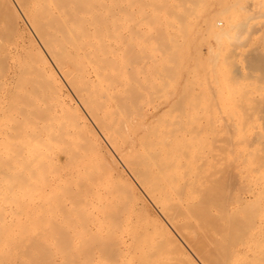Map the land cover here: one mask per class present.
I'll use <instances>...</instances> for the list:
<instances>
[{"label":"bare ground","instance_id":"bare-ground-1","mask_svg":"<svg viewBox=\"0 0 264 264\" xmlns=\"http://www.w3.org/2000/svg\"><path fill=\"white\" fill-rule=\"evenodd\" d=\"M5 1V4H6V0ZM15 1V6H17L19 12L21 13H18V15H22L25 19V21L27 22V27L29 25L32 33L34 34V37L33 38H36L37 42L39 43V45H36V47H29V46H26V45H20L19 43H15V40H17L19 34L17 32L16 34V39L12 36V34H15L12 30L10 31H7L5 32L6 34H3L1 33L2 31V25H1V30H0V65L1 63H11V64H15L16 63V67L19 63V65H22L23 63L24 64H27V63H31L30 65L33 64V66L35 67V69H37L38 71V77H40L41 79V75L40 72H42L43 74L45 73V79H46V75H48L50 77V79L55 82L57 85H59L60 83H62V81H60V79L58 78L61 77V79L63 80V82L66 83L67 88H69L71 90V94H73V96H71L70 92V96L71 98L69 99L68 96H67V99L69 100L68 103L64 104V108L65 110L69 111L68 114H70L71 117H76L77 116V119L78 118H81L82 119V125L85 127V131H86V135H87V138L89 140L88 144H90V147H86L87 148H91V145L93 146V149H94V153H96L95 151H97V153L101 152L103 154V152H105L107 149V153H109V155L111 156V158L115 161V163L117 164L118 162L122 165V167L125 169V171L127 172L128 176L131 178V181L138 185V187H140V190L143 191V193L150 198V200L154 201L156 207H157V210L160 212V214L162 215V217H164V222L162 221L159 226H156V228L154 229V236H152L151 234V237L150 238H141V239H136L137 238V235L135 236V238H126L125 235L123 236L122 233L120 232V230L122 229H118L120 227H118V224L121 222L117 221L120 219H118V211L116 210L115 212H117L118 214H115L114 211L113 213L109 212L110 210L108 209V207L106 208L107 210H109L108 212L105 211V200L107 198V195H106V198L104 197V193L102 194L101 191H97V190H93L94 188V184H95V179L94 180V183L93 185L89 184V186H86L85 184V181H84V184L85 186L80 188L81 186H83L84 184L81 183L80 187H77V184H75L76 186V191L77 192H80V195L79 193L78 196H75L77 195L76 192L73 193V190H74V183L72 184L73 186H70V183L71 181L68 182V179L64 182L62 180V182L65 183V186H67L68 184V187H64V183H63V186L61 185V190H65V188H69L68 191L70 190V192H68L67 194H70V193H73V194H70L69 197L65 194V193H62L63 195L62 196H66L65 199L66 202H64V197H62L61 195H57V197H60L61 196V199L59 198V200H54L56 197L50 195L53 188L57 191V188H60V185H58V187L56 188V183H62L61 180H59L60 178H58V180L60 181H57V177H53V178H50L49 176H47V173H45L46 169L44 170V166H43V161L42 159H40L41 157L39 155H41V153L43 154L44 150L41 151V146H45V138H43L44 135H46L48 137L51 136L50 134V130H49V133L48 135L45 133H38L40 130L38 129L37 125L38 123L36 124H32L31 121H29L27 119V117H29V108H24V106L26 107L27 104H25L24 106H19L18 104H21L19 102H17L16 100V104L13 105L12 107H10L7 111L9 112L8 114H3V108L2 106H0V264H264V193H262V191H264V107L262 108H258L255 110V111H251V112H254V120L255 123L253 124V127L252 129H246L247 131L250 130L247 135L245 136V140H244V137H243V140L241 139H238V140H241L240 142H243L241 143L242 146H241V150L239 151V154L237 156V154H235V156L237 157V162L239 164H236L235 167H239V173H238V177L236 176V173L233 169V167L231 168L230 167V170L233 169V173H234V177L232 174V178L233 180L230 181L231 184L228 186V183H223V187L222 189H218L215 187V188H208V189H202L200 186L202 184L199 185V189L201 190H197V186L195 188V185L193 186V181H192V185L191 187L193 186L195 188L196 191H192V192H188L187 189L184 191L183 187L182 186V190L180 191V189H176L172 187L171 188H167L166 187V181H165V178H164V175L162 174H155L154 171L152 170V167L151 165H149V158H150V155H155L157 157H151L150 159L153 160V162H157L156 164H154L155 166L157 167H161L162 164H164L162 161L163 159L162 158H159L161 157V155L159 156L158 152H153L155 149L152 150V152L150 153L148 149H145L144 152H146V150H148L147 154L150 153L147 157L144 156V154H138L137 156L139 158H137L138 160L136 161V157L135 156V153L132 155L134 159H129V158H126V161H128L129 163L128 164H124V162L120 159V157L118 156L117 154V150H121L122 151V147L120 149H116L115 151L112 149V147L109 145L108 142L112 141L109 139V141L107 142L108 138H110L108 134H111L110 130H113V128L111 127V123L109 124L108 119L106 118V122L109 124H107L106 126V129L107 131H104L103 129H101V131L104 133V132H108L109 130V133L107 134L108 135V138H106L105 136L106 135H103L100 131H99V128H97V126H99L100 124L102 126H100V128L104 127L103 125V122H102V119H99V121L97 120L96 116H95V113H97L99 110L105 112L106 110L110 109V105H111V102L114 100L115 101V98L118 97L120 98L121 96L119 95H123L125 97V95L127 93L125 92H128L130 90V87L129 90H126L128 89L125 84H128V83H131V82H128L127 83V79L129 78H125L126 79V83H124V81L122 82L120 80V68L125 66L123 65L122 63H119L118 60L122 58V56L124 57L125 55V52H124V55L122 53V51H127V49L129 48H123L122 51H120V54H122V56L118 55V46H124L125 43H121L122 40H120V35L118 34L117 31H119V26H120V22H121V18H120V15L123 16L122 17V21H124L125 23L129 22L130 19L132 18V16H134V12H138L140 13L141 15H148L149 13H155V14H172L171 16L175 17V15L179 14L181 11V13L184 12V10H188V6L191 4L190 1L191 0H14ZM199 1V0H198ZM203 1V0H201ZM210 1V0H209ZM208 1V2H209ZM247 1V0H246ZM257 0L253 1V2H256ZM192 2V1H191ZM204 2V1H203ZM202 2V3H203ZM211 2V1H210ZM260 2V1H259ZM13 3V2H12ZM194 3V1L192 2ZM197 3V2H196ZM201 3V4H202ZM221 3V2H220ZM244 3V2H243ZM247 4L250 3L249 1L246 2ZM199 4V2H198ZM252 4V3H251ZM251 4H250V8H251ZM256 4V3H255ZM257 4H259L257 2ZM6 8H9V11L11 10L10 9V5L9 7L7 5H5ZM193 6V5H192ZM197 6V5H196ZM196 6H193V8L195 9ZM220 6V5H219ZM248 6V5H247ZM254 6V5H252ZM256 6V5H255ZM254 6V7H255ZM258 6V5H257ZM262 6V5H261ZM2 7V6H1ZM0 7V9H1ZM13 7H14V4H13ZM201 7V6H200ZM253 7V8H254ZM12 8V7H11ZM15 8V7H14ZM214 8V7H213ZM227 8V7H226ZM225 7L223 8V10H227ZM248 8V7H247ZM246 8V9H247ZM249 8V9H250ZM252 8V9H253ZM258 8V7H257ZM256 8V9H257ZM260 8V7H259ZM190 9V8H189ZM197 9V8H196ZM195 9V10H196ZM256 9H254V11H256ZM3 10V8L1 9ZM8 10V9H7ZM191 10L192 7H191ZM190 10V11H191ZM199 10V9H198ZM207 10V9H206ZM248 10V9H247ZM258 10V9H257ZM17 11V9H16ZM205 11V10H204ZM250 11V10H249ZM4 11H2L3 13ZM186 12V11H185ZM193 13V11H191ZM259 12V11H258ZM262 12V11H261ZM1 13V14H2ZM7 13V11H6ZM11 13V11L9 12ZM191 13V14H192ZM204 13V12H203ZM133 14V15H132ZM188 15V13H186ZM186 14H184L186 16ZM218 14V12H217ZM18 15L16 14L15 11L12 12V15L10 14V16H12V18L10 17L9 19H13V20H10L12 21L10 24H12L13 26H17L18 25V22L17 19L18 18ZM19 15V16H20ZM150 15V14H149ZM148 15V16H149ZM154 15V14H153ZM157 15V16H158ZM180 15V14H179ZM183 15V16H184ZM216 15V14H215ZM3 16V15H2ZM6 16V15H5ZM21 16V17H22ZM137 16V15H136ZM143 16V17H144ZM168 16V15H167ZM195 16V14H194ZM135 17V16H134ZM133 17V19H134ZM149 17H153V16H149ZM156 17V15L154 16ZM153 17V19H154ZM182 16H180L181 18ZM3 18V17H2ZM8 18V17H7ZM146 18V17H144ZM157 18V17H156ZM160 17H158L159 19ZM167 18V17H166ZM169 18V17H168ZM178 17V19H180ZM207 18V16H206ZM1 19V18H0ZM140 18H138L139 20ZM142 19V18H141ZM147 20L149 18H146ZM157 19V20H158ZM174 20L175 23L176 22H179L181 19H186L185 17L184 18H181L180 20ZM213 19V18H212ZM4 20V18L2 19ZM166 20V19H165ZM204 20V19H203ZM14 21V22H13ZM140 21V20H139ZM159 21V20H158ZM170 21V19L168 20ZM166 21V23L168 22ZM173 21V22H174ZM185 20H183L182 22H184ZM198 21V20H197ZM4 22V21H3ZM138 22V21H137ZM144 22V21H143ZM147 22V21H146ZM145 22V23H146ZM172 22V23H173ZM7 23V22H6ZM21 23V22H20ZM126 23V24H127ZM135 23V21H134ZM142 23V22H139V24ZM154 23H157V22H154ZM170 23V22H168ZM173 23V25L175 24ZM180 23V22H179ZM178 23V24H179ZM186 23V22H184ZM0 24H1V20H0ZM3 24V23H2ZM24 24V23H23ZM123 24V22H122ZM161 25V23H159ZM171 24V23H170ZM183 24V23H182ZM181 24V25H182ZM189 24V23H188ZM200 24V23H199ZM203 24V23H202ZM207 24V22H206ZM11 25V26H12ZM129 25V24H128ZM133 25V24H132ZM131 25V26H132ZM136 25V24H135ZM171 24V26H173ZM180 25V24H179ZM205 25V23H204ZM4 26V25H3ZM12 26V27H13ZM15 26V28H16ZM130 26V25H129ZM151 26V25H150ZM150 26H148L150 28ZM153 26V25H152ZM151 26V27H152ZM162 26V25H161ZM200 26V25H199ZM206 26V25H205ZM209 26V25H208ZM5 27V26H4ZM18 27V26H17ZM21 27V26H20ZM121 27V26H120ZM124 27V25H123ZM136 26H134L135 28ZM147 27V26H145ZM155 27H158V29H161L159 28L160 26H158L156 24ZM14 28V29H15ZM26 28V27H25ZM138 28V27H136ZM153 28V27H152ZM165 28V27H164ZM177 28V27H176ZM175 28V29H176ZM184 28V27H183ZM182 28V30H183ZM203 28H205L203 26ZM261 28V27H260ZM23 29V28H22ZM22 29L20 31H22ZM154 29V28H153ZM170 29V28H168ZM179 30V28H177ZM185 29V28H184ZM4 30V29H3ZM6 30V29H5ZM4 30V31H5ZM18 30V28H17ZM29 30V28H28ZM127 30V29H125ZM134 30V29H133ZM143 30V28L141 29V31ZM195 30V29H194ZM205 30L208 31V28H206ZM204 30V31H205ZM261 30H264V28H262ZM31 31H28L31 33ZM124 31V30H123ZM122 31V32H123ZM139 31V30H138ZM145 31H148L145 30ZM160 30H158L157 32L159 33ZM163 32H165L164 30H162ZM168 31V30H167ZM185 32V30H183ZM259 31V29L257 30ZM256 31V32H257ZM13 32V33H12ZM25 32V31H24ZM151 32V31H150ZM149 32V34H150ZM181 32V31H180ZM199 32V31H198ZM9 33V34H8ZM11 33V34H10ZM23 33V32H21ZM31 33V34H32ZM161 33V32H160ZM167 33V32H166ZM171 33V32H170ZM255 33V32H253ZM25 35V33H23ZM27 34V33H26ZM30 34V35H31ZM32 34V36H33ZM121 34V33H120ZM148 34V33H146ZM195 34V32L193 33ZM256 34V33H255ZM6 35V36H5ZM22 35V34H21ZM123 35V34H122ZM129 35V34H128ZM141 35H142V32H141ZM153 35V34H152ZM156 36H158L157 34H155ZM160 35V34H159ZM164 35V34H163ZM183 35V34H182ZM197 35V34H196ZM23 36V35H22ZM126 36V35H125ZM124 36V37H125ZM149 36V35H148ZM166 36V35H165ZM185 36V35H184ZM207 36V35H206ZM209 36V35H208ZM253 36V35H252ZM251 36V38H252ZM256 36V35H255ZM254 36V37H255ZM14 39H13V38ZM24 37V36H23ZM20 40H22V38ZM124 37L122 38L123 39V42H125L126 38L124 39ZM153 37V36H152ZM161 37V36H160ZM167 37V36H166ZM170 37V36H169ZM172 37V36H171ZM186 37V36H185ZM189 37V36H188ZM20 38V37H19ZM128 38V37H127ZM133 39V37H131ZM143 38V36H142ZM140 37V39H142ZM156 38V37H154ZM153 38V39H154ZM165 38V37H164ZM184 38V37H182ZM209 38V37H208ZM207 38V39H208ZM256 38H258L256 36ZM24 39V38H23ZM26 40L28 38H25ZM137 39V38H136ZM149 39V38H148ZM158 39V37H157ZM163 39V38H162ZM179 39V38H178ZM264 39V38H262ZM170 40V39H169ZM186 40V39H185ZM18 41V40H17ZM24 41V40H23ZM121 41V42H120ZM137 41V40H136ZM146 41V40H145ZM151 41V40H149ZM154 41V40H153ZM159 42V40H157ZM182 41V40H181ZM257 41V40H255ZM25 42V41H24ZM36 42V43H37ZM139 42V41H137ZM143 42V41H142ZM156 42V41H155ZM168 42V41H167ZM179 42V41H178ZM192 42V41H191ZM251 42V41H250ZM249 42V43H250ZM264 42V41H262ZM22 43V41H21ZM37 43V44H38ZM119 43H121L119 45ZM127 44H129V42L127 41L126 42ZM131 43V42H130ZM172 43V42H171ZM183 43V42H182ZM193 43V42H192ZM248 43V44H249ZM255 43V42H254ZM24 44V43H23ZM143 44H145L143 42ZM142 44V45H143ZM149 44V43H148ZM151 44V43H150ZM156 44V43H155ZM159 44V43H158ZM168 44V43H167ZM199 44H202V43H199ZM246 44V43H245ZM251 44V43H250ZM249 44V45H250ZM131 45V44H129ZM133 45V43H132ZM137 45V44H136ZM152 45V44H151ZM198 45V44H197ZM248 45V46H249ZM253 45V44H252ZM257 45V44H256ZM128 46V45H127ZM145 46V45H144ZM147 46V45H146ZM150 46V45H149ZM165 46V45H164ZM169 46V45H168ZM196 46V45H195ZM202 46V45H201ZM215 46V45H214ZM125 47V46H124ZM136 47V46H135ZM142 47V46H141ZM141 47H137L139 49H143ZM148 47V46H147ZM152 50H155L152 48V46H150ZM154 47V46H153ZM171 48V46H169ZM174 46H172L173 48ZM212 46H210L211 48ZM253 47V46H252ZM258 47V46H257ZM121 47H119L120 49ZM133 48V47H130V49ZM236 48V47H235ZM247 48V47H246ZM261 48V47H260ZM122 49V48H121ZM125 49V50H124ZM129 49V50H130ZM138 49V51H139ZM183 49V48H182ZM198 49V48H197ZM209 49V48H208ZM244 49V48H243ZM248 49H250V51L253 50V48L251 49V47H249ZM255 49V48H254ZM259 49V48H258ZM133 50V49H132ZM147 49H143V51H145ZM151 50V51H152ZM168 50V52H171V50L169 51V48L166 49ZM178 50V49H177ZM211 50V49H210ZM209 50V51H210ZM214 50V49H213ZM261 50V49H260ZM137 50L135 49V54L137 53L136 52ZM143 51H139V52H143ZM150 51V50H149ZM163 51V50H162ZM172 51H175V50H172ZM235 51V50H234ZM241 51V50H240ZM246 51V50H245ZM257 51V50H256ZM255 51V52H256ZM139 52H138V56H142V55H139ZM154 52V51H153ZM157 52V51H156ZM182 52H184L182 50ZM196 52V51H195ZM194 52V53H195ZM201 52V51H200ZM249 52V51H248ZM247 52V53H248ZM258 52V51H257ZM261 52V51H260ZM130 53V51H129ZM176 53L173 52L172 54ZM198 52H196L197 54ZM211 53V51H210ZM236 53H238L236 51ZM250 53H253V52H250ZM128 54V52H127ZM126 54V55H127ZM132 54V53H131ZM148 54V53H147ZM167 54V53H166ZM177 54V53H176ZM201 55V53H199ZM214 54V53H213ZM243 54V53H242ZM261 54V53H260ZM130 55V54H128ZM127 55V56H128ZM134 55V54H133ZM146 55V54H145ZM144 55V57H145ZM152 55H154L152 53ZM151 55V56H152ZM155 55H158V53ZM161 55V54H160ZM169 55V54H168ZM167 55V56H168ZM186 55V54H185ZM195 55V54H194ZM199 55V56H200ZM204 55V54H203ZM208 55H210L208 53ZM248 55V54H247ZM252 55V54H251ZM125 56L123 58V62H125L127 64V61H126V57ZM165 56V55H164ZM178 56V55H177ZM180 56V55H179ZM183 56V55H182ZM188 56V55H187ZM231 56V54H230ZM237 56V55H236ZM240 56V55H239ZM261 56V55H259ZM155 57V56H154ZM158 57V56H157ZM163 57V56H161ZM169 57V56H168ZM170 57H172V55H170ZM169 57V58H170ZM185 57V56H184ZM184 57H182L184 59ZM210 57V56H209ZM244 58H246V56H243ZM252 57V56H251ZM254 57V56H253ZM119 58V59H118ZM129 58V57H128ZM150 58V57H149ZM152 58V57H151ZM150 58V59H151ZM177 58V57H176ZM175 58V61H177ZM192 58V57H191ZM203 58V57H202ZM206 58V57H205ZM232 58V56H231ZM235 58V56L233 57ZM237 58V57H236ZM242 58V57H241ZM248 59H246V65L248 62H251L248 67L251 68L252 74H249L251 75V78H253V80L255 82H260L262 83V81H264V61H262L261 58H264V57H257L256 56V59L258 60H261L262 62L260 61H254V58L252 61H250L251 59H249V57H247ZM156 59V58H155ZM155 59H151L155 61ZM179 59V57L177 58ZM212 59V58H210ZM214 59V58H213ZM228 59V58H226ZM135 60V59H133ZM132 60V61H133ZM137 60V59H136ZM142 60V58H141ZM159 60V59H158ZM173 60V59H172ZM193 60V59H192ZM203 60V59H202ZM222 60V59H221ZM231 60V59H230ZM233 60V59H232ZM242 60V59H241ZM249 60V61H248ZM144 61H146V58L144 59ZM150 61V60H149ZM186 61V60H185ZM224 61L226 62V60L224 59ZM248 61V62H247ZM122 62V61H121ZM129 62V61H128ZM141 62V61H140ZM172 62V61H171ZM199 62V60H198ZM204 62V61H203ZM206 62V61H205ZM224 62V63H225ZM232 62V61H231ZM239 62V61H238ZM241 62H245V61H241ZM22 63V64H21ZM142 63V62H141ZM177 63H179L177 61ZM182 63V61H181ZM201 63V62H200ZM237 63V62H236ZM236 63H233L234 65H236ZM119 64L121 66H119ZM132 64V63H130ZM129 64V69L130 67L132 68L133 66ZM203 64V63H202ZM202 64H199V65H202ZM5 65V64H4ZM3 65V66H4ZM144 66V64H142ZM161 65H164V64H161ZM178 65V64H177ZM175 63L172 65V70H173V66H177ZM181 65V64H180ZM179 65V66H180ZM187 65V63H186ZM196 64H194L195 66ZM226 65V63H225ZM232 65V63H231ZM230 63H229V66H231ZM234 65H232L234 67ZM251 65V66H250ZM2 66V65H1ZM2 66V67H3ZM8 66V65H7ZM13 66V65H12ZM11 66V67H12ZM23 66V65H22ZM166 66V65H165ZM189 66V65H188ZM205 66V64H204ZM213 66V65H211ZM237 66V65H236ZM10 67V66H9ZM28 67V66H26ZM30 67V66H29ZM32 67V66H31ZM140 67V66H139ZM170 67V66H168ZM201 67V66H200ZM207 67V66H205ZM221 67V66H220ZM241 67V66H240ZM244 67V66H243ZM1 68V67H0ZM8 67H5V70H2L3 68H1L0 70V87L2 86H5V84L9 81H11L15 75H19L18 72H21L20 73L21 75H25L26 71H28L27 69H22L20 68V66L17 68H12V70L10 71L9 68L6 69ZM127 67L125 66V68H121L122 69H126ZM142 68V66L140 67ZM156 68V67H155ZM163 68V67H162ZM161 68V69H162ZM165 68V67H164ZM181 68V67H179ZM199 68V67H198ZM210 68V66H209ZM225 68V67H224ZM229 68V67H228ZM227 68V69H228ZM246 68V67H245ZM30 69H33V68H30ZM34 69V70H35ZM143 69V68H142ZM169 69V68H168ZM195 69V68H194ZM202 68H200L201 70ZM206 69V68H204ZM217 69V68H216ZM235 69V68H234ZM240 69V68H239ZM239 69H237L236 71L239 72ZM25 70V71H24ZM56 70V71H54ZM131 70V69H130ZM133 70V68H132ZM150 70V69H149ZM164 70V69H163ZM171 69H169L168 71L170 72ZM178 70V68H177ZM176 70V71H177ZM212 70V69H211ZM215 70V69H213ZM222 70V68H221ZM220 70V71H221ZM241 70V69H240ZM259 70H262V71H259ZM23 71H24V74H23ZM125 71V70H124ZM123 71V73H124ZM128 71V70H126ZM144 72V70H142ZM157 71V70H155ZM191 71V70H189ZM193 71V70H192ZM242 71V70H241ZM4 72V73H3ZM31 72L33 71H30V74ZM35 72V71H34ZM58 72V76L56 75V73ZM132 72V71H131ZM134 72V70H133ZM138 72H141V70L139 69ZM153 72V71H152ZM150 72V73H152ZM205 72V71H204ZM214 72V71H213ZM213 72H210V73H213ZM224 72V71H223ZM230 72H231V68H230ZM246 72V70H245ZM249 72V70H248ZM28 73V72H27ZM149 73V74H150ZM166 73V71H165ZM168 73V72H167ZM166 73V74H167ZM178 73V72H177ZM189 73V72H187ZM207 73V72H206ZM232 73L234 74V72L232 71ZM242 73V72H241ZM247 73V72H246ZM250 73V72H249ZM29 74V73H28ZM27 74V75H28ZM34 74V73H32ZM125 74H127V76H131L129 73L125 72ZM124 74V75H125ZM129 74V75H128ZM153 74V73H152ZM159 74V73H158ZM157 74V75H158ZM161 74V72H160ZM159 74V75H160ZM195 74V73H194ZM205 74V73H203ZM202 74V75H203ZM229 74V72H228ZM17 75V76H18ZM20 75V77H22ZM36 75V73L34 74ZM134 75H137L135 74L134 72ZM156 75V73H155ZM169 75V73H168ZM189 75V74H188ZM196 75V74H195ZM201 75V74H200ZM217 75V74H216ZM227 75V74H226ZM225 75V76H226ZM43 76V75H42ZM170 76H172L170 74ZM209 76V75H208ZM213 79H210L211 81L212 80H215V75H213ZM224 76V77H225ZM233 76H236L235 74ZM245 76V74H244ZM25 76H23L24 78ZM29 77H32L30 75L27 76V78ZM125 77V76H123ZM133 77V76H131ZM158 77V76H157ZM155 77V78H157ZM173 77V76H172ZM223 77V76H222ZM232 77V76H231ZM18 78V77H17ZM16 78V79H17ZM159 78V77H158ZM171 78V77H170ZM185 78V77H184ZM201 78V77H200ZM203 78V77H202ZM206 78V77H204ZM211 78V77H210ZM221 78V77H219ZM227 78V77H226ZM235 77H233V80H234ZM237 78V77H236ZM235 78V79H236ZM22 79V78H21ZM20 79H18V82L19 83H16L15 82V86L16 84H20V82L22 81ZM25 80L27 81H30V80H34V78H30L29 79H26V77L24 78ZM24 79H23V82H24ZM35 79H36V76H35ZM44 79V78H43ZM49 79V80H50ZM133 79H137V76ZM140 79V78H139ZM161 79V78H160ZM163 79V78H162ZM161 79V80H162ZM190 79V78H189ZM209 79V78H208ZM218 79V78H217ZM225 79V78H224ZM239 79V78H237ZM236 79V80H237ZM241 79V77H240ZM247 79V78H245ZM42 80V79H41ZM40 80V82H41ZM48 80V79H47ZM134 80H131L129 79V81H132V85L133 83L136 81ZM160 80V81H161ZM171 81V79H169ZM183 80V79H182ZM232 80V79H231ZM244 80V79H243ZM249 80V79H248ZM252 80V81H253ZM13 81V80H12ZM17 81V80H16ZM25 81V84H27ZM39 81V80H38ZM44 81V80H43ZM139 81V80H138ZM157 81V80H156ZM201 81V80H199ZM198 81V82H199ZM211 81H209L208 83H210ZM226 81V80H225ZM251 81V82H252ZM31 82V81H30ZM39 82V83H40ZM45 82V81H44ZM86 82V83H85ZM87 82L90 84L91 83H95V88L94 86L93 87H90L91 85L93 84H88V85H85L87 84ZM151 82V81H149ZM189 82V81H188ZM207 82V81H206ZM218 82V81H216ZM241 82V81H240ZM238 81V83H240ZM243 82V81H242ZM34 83V82H33ZM35 83H36V80H35ZM48 84H50L49 82H47ZM54 83V85H55ZM124 83V84H123ZM139 83V82H137ZM202 83V82H201ZM205 83V82H204ZM203 83V84H204ZM222 83V81H221ZM220 83V84H221ZM227 83V82H226ZM224 83V85L226 84ZM232 82H230L229 84H231ZM237 83V82H236ZM244 83V82H243ZM248 83V82H247ZM257 83H254L252 85H255ZM24 85V83H21V85ZM63 84V83H62ZM151 84V83H150ZM154 84V82L152 83V85ZM186 84H187V81H186ZM190 84V83H189ZM195 84V83H194ZM197 84V83H196ZM200 84V83H199ZM201 84V85H203ZM217 84V83H216ZM219 84V86H220ZM233 84V83H232ZM242 84V83H241ZM249 84V83H248ZM39 85V84H38ZM43 85V83H42ZM57 85H56V88H54L57 92ZM61 85V84H60ZM130 85V84H129ZM135 85V84H134ZM137 85V84H136ZM135 85V86H136ZM141 85V84H139ZM163 85V84H162ZM168 85V84H167ZM205 85V84H204ZM213 85V84H212ZM222 85V84H221ZM223 85V86H224ZM240 84H238L239 86ZM245 85V84H244ZM250 85V84H249ZM248 85V86H249ZM258 85V84H257ZM256 85V87H257ZM12 86V85H10ZM14 86V89H17L18 87L15 88ZM47 86V85H45ZM49 86V85H48ZM52 86V85H51ZM65 86V85H64ZM89 86V87H88ZM124 86L126 87V89L124 88ZM143 86V85H141ZM146 86V85H145ZM156 86V85H155ZM164 86V85H163ZM189 86V85H188ZM210 86V84L208 85ZM207 86V88H208ZM222 86V87H223ZM229 86V85H228ZM232 86V85H230ZM237 86V88H238ZM1 87V88H2ZM30 87H32L30 85ZM39 87V86H38ZM53 87V86H52ZM55 87V86H54ZM59 87V86H58ZM94 88L93 91L96 90H100V91H103L104 92V95L102 94H95L97 96V98H100L102 96V99L105 101H101V98L100 100L96 99V96L94 95L93 96V100H90V97L91 96V93H89L90 95H88L86 97V92L88 93L89 91L86 90V88ZM123 87V90L125 89V92L122 90L120 92V88ZM140 87V86H139ZM173 87V86H172ZM187 87V86H186ZM191 87V86H190ZM193 87V86H192ZM22 88V87H21ZM23 88L25 89V85L23 86ZM22 88V89H23ZM33 88H35L33 86ZM31 88V90L33 89ZM44 88V86H43ZM59 88H64L63 86L62 87H59ZM136 88V87H135ZM153 88V87H151ZM156 88H158L156 86ZM205 88V89H207ZM237 88H234L236 90H239ZM252 88V87H251ZM254 88V87H253ZM258 88V87H257ZM261 88V87H260ZM19 89V88H18ZM52 89V88H51ZM65 89V88H64ZM68 89V90H69ZM147 89V88H146ZM161 89V88H160ZM160 89L158 88L157 90L160 91ZM184 89V88H183ZM189 89V88H188ZM187 89V93H189L190 91ZM192 89V88H191ZM213 89V88H212ZM215 89V92H216V88ZM223 89V88H222ZM225 89V88H224ZM223 89V90H224ZM230 89V88H228ZM241 89V87H240ZM255 89V88H254ZM3 90V89H2ZM12 90V91H13ZM26 90V89H25ZM24 90V91H25ZM30 90V89H28ZM35 90V89H34ZM41 90V89H40ZM47 90V89H46ZM67 90V89H66ZM135 89H131V91H133ZM144 90V89H142ZM173 89H171L170 91H172ZM209 90V89H208ZM211 90V89H210ZM218 91L220 89H217ZM242 90V89H241ZM245 90V89H243ZM250 90V88H249ZM18 91V90H17ZM22 91V90H21ZM20 91V92H21ZM38 91V90H37ZM50 91V90H49ZM48 91V93H49ZM100 91L98 93H100ZM119 91V92H118ZM137 91V92H135ZM134 92H131V95L129 96L127 94V97L130 98V97H133L132 99H134L133 101L130 100L136 105L138 103V101L135 102V98L132 94H135V93H139L136 88ZM146 91V90H144ZM149 91V90H148ZM148 91L146 93H148ZM158 91V92H159ZM167 91V90H166ZM182 90H180L181 92ZM193 91V90H192ZM222 91V90H221ZM225 91V90H224ZM230 91V90H229ZM240 91V90H239ZM253 91V90H252ZM251 91V92H252ZM5 92V91H4ZM9 92V91H8ZM31 92V91H30ZM44 92V91H43ZM55 92V93H56ZM60 92V91H59ZM58 92V93H59ZM118 92V96H116ZM125 93V94H121V93ZM151 92V91H150ZM153 92V91H152ZM214 92V91H213ZM220 92V91H219ZM26 93V94H25ZM25 95L24 96H27V91H25ZM39 93V92H38ZM45 93V92H44ZM57 93V95H58ZM64 93V92H63ZM68 93V92H67ZM155 93V92H154ZM184 93V92H183ZM194 93V92H192ZM198 93V92H197ZM196 93V94H197ZM228 93V92H227ZM231 93V92H229ZM236 93V92H235ZM239 93V92H238ZM261 93V91H260ZM3 94V93H1ZM0 94V95H1ZM10 94V93H8ZM21 94V93H20ZM19 92H18V95H20ZM30 94V93H29ZM53 94V93H51ZM62 94V93H61ZM106 94V95H105ZM141 92L139 93V95H136L135 94V97H139L141 96L140 95ZM163 94V92L161 93ZM186 94V93H185ZM207 94H209L207 92ZM221 94V93H220ZM223 94V92H222ZM225 94V92H224ZM223 94V95H224ZM244 94V93H242ZM241 94V95H242ZM7 95V94H6ZM13 95V94H12ZM11 95V96H12ZM93 95V94H92ZM147 95H150V94H147ZM170 95V94H169ZM179 95V94H178ZM189 95V94H188ZM205 95V94H204ZM217 95V94H215ZM222 95V96H223ZM226 95V94H225ZM228 95V94H227ZM232 95V93H231ZM246 95V94H245ZM253 95V94H252ZM262 95V93H261ZM9 96V95H8ZM34 96V95H33ZM36 96V95H35ZM55 96V95H54ZM61 96V95H60ZM116 96V97H115ZM122 96V97H123ZM154 96L157 97L156 94H154ZM181 96V95H180ZM196 97L199 96L198 95H195ZM208 96V95H207ZM237 96V94H236ZM14 97H17V93H16V96L14 95ZM20 97V96H19ZM29 98V96H27ZM39 97V96H38ZM46 97V96H45ZM59 97V95L57 96ZM66 97V95H65ZM64 97V98H65ZM74 97V99L72 98ZM106 97V98H105ZM123 98H120V102L121 104H118L116 107L119 109H121L123 107V112H124V109L127 107L126 105L122 106V104H125L124 101H127L126 103H128V100L124 99ZM152 98V95L150 96ZM185 98V96H183ZM183 97H180L183 99ZM201 97V96H200ZM210 97V95H209ZM208 97V99H209ZM214 97V96H213ZM212 97V98H213ZM227 97V96H226ZM232 97V96H231ZM250 97V96H249ZM8 98V97H7ZM55 98V97H53ZM86 98H88L86 100ZM105 98V99H104ZM143 98V96H142ZM187 98V97H186ZM211 98V100H212ZM217 97L215 96V100L219 99V98H223V97ZM229 98V97H228ZM253 98V97H252ZM254 98H257V97H254ZM262 98V97H261ZM30 99V98H29ZM34 99H38V98H34ZM40 99V98H39ZM38 99V101H39ZM52 99V98H50ZM49 99V100H50ZM59 99V98H58ZM61 99V98H60ZM113 99V100H112ZM123 99V100H122ZM139 99V98H137ZM136 99V100H137ZM158 99V97H157ZM260 99V98H258ZM33 100V99H31ZM48 100V99H47ZM48 100V101H49ZM54 100V99H52ZM63 100V99H62ZM75 100V101H74ZM116 100H118L116 98ZM122 100V101H121ZM129 100V101H130ZM140 100V99H139ZM144 100V99H143ZM222 100V99H220ZM219 100V102H220ZM224 100L225 97H224ZM240 100V99H239ZM245 100V99H244ZM248 100V98H247ZM246 100V101H247ZM256 100V99H255ZM2 101V100H1ZM0 103L1 104H5V99ZM6 101H8L6 99ZM10 101V100H9ZM51 101V100H50ZM56 101V100H55ZM61 101V100H60ZM64 101V100H63ZM62 101V102H63ZM67 101V100H66ZM92 102V103H89V102ZM99 102V105L101 102V107L97 106L95 107L96 105H92L94 103H98ZM146 101V100H145ZM151 100L149 99V102ZM153 101V99H152ZM195 101V100H194ZM201 101V100H200ZM213 101V100H212ZM233 101V100H232ZM235 101V100H234ZM242 101V100H241ZM264 101V100H262ZM259 102V103H262ZM26 102V101H25ZM30 102V101H28ZM34 102V100H33ZM37 102V101H36ZM44 102H46L44 100ZM53 102V101H52ZM61 102L60 106L63 105V103ZM65 102V101H64ZM119 102V103H120ZM132 102H129L131 103L132 106L129 107L130 104H128V108H127V111L126 113L128 112V109H132L133 108L135 109V105L132 104ZM185 102V101H184ZM202 102V101H201ZM209 103L207 104H212L213 103L211 101H208ZM222 102V101H221ZM244 102V101H242ZM257 102V100H256ZM7 103V102H6ZM48 104V102H46ZM57 103V102H56ZM142 103V102H141ZM145 102L143 101L142 104H144ZM179 103H180V100H179ZM229 103V102H228ZM232 104L236 102H231ZM241 103V102H240ZM0 104V105H1ZM11 104V103H9ZM14 104V103H13ZM35 104V103H34ZM37 104V103H36ZM50 104V102H49ZM55 104V103H54ZM116 104V102H115ZM171 104V103H170ZM181 104H183L181 102ZM218 104V103H217ZM216 104V105H217ZM220 104V103H219ZM251 103H249L250 105ZM254 104V103H253ZM22 105V104H21ZM29 105V104H28ZM40 105V104H39ZM43 105V104H42ZM53 105V104H52ZM66 105V107H65ZM134 105V106H133ZM140 105V104H139ZM145 105V104H144ZM150 105V104H149ZM196 105V104H195ZM193 105V107L196 108V106ZM200 105V104H199ZM206 105V104H205ZM215 105V106H216ZM222 105V103H221ZM227 105V104H225ZM239 105V104H236V106ZM241 105H244L241 104ZM248 105V106H249ZM260 105V104H259ZM29 106H32V105H29ZM27 106V107H29ZM37 106V105H36ZM48 106V105H47ZM141 106V105H140ZM139 106V107H140ZM198 106V105H197ZM214 106V107H215ZM218 106V105H217ZM229 106V105H228ZM252 106V105H251ZM262 106V105H261ZM35 106H32V109H34ZM53 107V106H52ZM55 107V105H54ZM53 107V108H54ZM80 107L84 113H85V116L86 117H83L80 112H79V108ZM133 107V108H132ZM138 107V106H137ZM170 107H173V106H170ZM170 107L168 109H170ZM175 107V106H174ZM207 107V106H206ZM223 107V106H222ZM220 107V108H222ZM230 107V106H229ZM234 107V106H233ZM240 107V106H239ZM238 107V108H239ZM8 108V107H7ZM31 108V107H30ZM176 108V111L178 110L177 107ZM175 108H171V109H175ZM190 108V107H189ZM210 108V106H209ZM217 108V107H216ZM215 108V109H216ZM225 108V106H224ZM228 108V107H226ZM237 108V109H238ZM242 108H245L242 106ZM250 108V107H249ZM42 109V108H41ZM40 109V110H41ZM45 109V108H44ZM50 109V108H49ZM55 109V108H54ZM130 109V110H131ZM141 109V108H140ZM153 109V108H152ZM182 109H183V106H182ZM233 109V108H232ZM230 109V111L232 110ZM252 109V107H251ZM6 107H5V111H6ZM39 110V109H38ZM37 110V111H38ZM64 110V109H61V111ZM98 110V111H97ZM115 112L113 113H116V112H120L121 110H117L114 109ZM126 110V109H125ZM136 110V109H135ZM166 110V109H165ZM164 110V111H165ZM199 110V109H197ZM196 110V111H197ZM227 110V109H225ZM240 110H243V109H240ZM32 111V110H31ZM35 111V110H34ZM36 111V112H37ZM43 111V109H42ZM53 111V110H52ZM101 111V112H102ZM109 111V110H108ZM139 111V110H138ZM206 111V110H205ZM209 111H211L209 109ZM219 111V110H218ZM217 111V113H218ZM229 111V112H230ZM236 111V109L234 110V112ZM40 112V111H39ZM48 112V111H47ZM50 112V110H49ZM48 112V113H49ZM100 112V113H101ZM103 112L101 113L103 115ZM123 112H122V115H123ZM131 112V111H129ZM149 112V111H148ZM180 112V111H179ZM222 112H223V109H222ZM35 113V112H34ZM124 113L126 116L129 114H126ZM172 113V111H171ZM220 113V112H219ZM245 113V111L243 112ZM248 113V111H247ZM250 113V112H249ZM32 114V113H31ZM58 115V113H56ZM60 114V113H59ZM66 114V113H65ZM118 114V113H116ZM167 114V112H166ZM165 114V115H166ZM170 114V113H169ZM168 114V117H170L171 115ZM179 114V113H178ZM182 115L184 113H181ZM188 114V113H187ZM211 114V113H210ZM209 114V116H211ZM214 114V113H213ZM212 114V115H213ZM221 114V113H220ZM240 114V113H239ZM238 114V115H239ZM47 115V114H46ZM51 115V114H50ZM53 115V114H52ZM64 115V113H63ZM61 115V117L63 116ZM98 115V114H97ZM106 115V116H105ZM105 117L108 116V114H106L105 112ZM109 115H111V111H109ZM120 115V114H119ZM177 115V114H176ZM180 115V117L182 116ZM227 115V114H226ZM230 115V113H229ZM233 115V114H232ZM235 115V113H234ZM240 115H243L242 113ZM251 115V114H250ZM250 115H247L249 117L252 118V116ZM253 115V114H252ZM143 116V115H142ZM141 116V117H142ZM152 116V114H151ZM162 116V115H161ZM164 116V115H163ZM167 116V115H166ZM185 116V115H184ZM184 116H183V119H184ZM206 116V115H205ZM231 116V115H230ZM245 115V117H247ZM35 117V116H34ZM32 116V118H34ZM42 117V116H40ZM57 117H60V116H57ZM66 117V115L64 116ZM62 117V118H64ZM102 116L98 117V118H101ZM116 117V116H115ZM114 117V118H115ZM128 117V116H127ZM139 118V116H137ZM167 117V118H168ZM173 117V116H171ZM177 117V116H176ZM213 117V116H212ZM216 117V116H215ZM223 117V115H222ZM241 117V116H240ZM43 118V117H42ZM49 118V117H48ZM51 118V117H50ZM108 118H110V116H108ZM112 118V117H111ZM145 118V116H144ZM158 118V117H157ZM174 118V117H173ZM187 118V116H186ZM197 118V117H195ZM225 118V116H224ZM234 118V116H233ZM244 118V117H243ZM39 119V118H38ZM37 119V120H38ZM53 119V118H52ZM56 119V118H55ZM59 119V118H58ZM65 119V118H64ZM68 119V117H67ZM66 119V120H67ZM105 118L103 117V120ZM119 119V118H118ZM128 121L130 119L126 118ZM140 119V118H139ZM177 119V118H176ZM189 118H187L185 121H184V125L185 123H189ZM200 119V118H199ZM209 119V118H208ZM212 119V118H211ZM217 119V117H216ZM213 118V120H216ZM220 119V118H219ZM236 119H238L239 121V117H237ZM25 120V121H24ZM34 120V119H33ZM32 120V121H33ZM65 120V121H66ZM73 119H71L72 121ZM76 120V118H75ZM79 120V119H78ZM101 120V121H100ZM112 120V125H113V120L115 119H111ZM124 120V119H123ZM143 120V119H142ZM159 122H161V119H157ZM166 121V119H163ZM163 120L161 122V124H163ZM170 119H167L166 123H168ZM175 121V119H173ZM188 120V121H187ZM204 120V119H203ZM227 120V119H225ZM231 120V119H230ZM246 120V119H245ZM251 120V119H249ZM248 120V121H249ZM53 121V120H51ZM63 121V120H62ZM64 121V122H65ZM173 121V122H174ZM187 121V122H186ZM211 125L212 121L211 120H208ZM233 121V120H232ZM235 121V120H234ZM233 121V122H234ZM242 121V119H241ZM247 121V122H248ZM35 122V121H34ZM49 122H50V119H49ZM70 122V121H69ZM73 122V121H72ZM101 122V123H100ZM105 122V121H104ZM119 122V121H118ZM131 122L130 124L133 123V121H129ZM143 122L144 126L147 122V116H146V119L144 121H141ZM141 122H134L132 125H136V124H139ZM181 123L178 122V124H175L176 126L180 125L179 127H181L182 129V126L181 124L183 125V122L182 120H180ZM194 122V121H193ZM217 122V121H215ZM213 122V123H215ZM228 122V121H227ZM237 122V121H236ZM44 123V120L43 122ZM48 123V122H47ZM52 123V122H51ZM57 124V122H55ZM60 123V122H59ZM58 123V125H59ZM81 123V122H80ZM115 123V122H114ZM121 123V122H120ZM128 123V122H127ZM150 123V122H149ZM165 123V122H164ZM165 123V124H166ZM191 123V122H190ZM189 123V124H190ZM212 123V127L214 126ZM232 123V122H231ZM239 123V122H237ZM244 123V122H243ZM250 123V122H249ZM49 124V123H48ZM62 124V123H61ZM77 124V122L75 123ZM129 124V123H128ZM129 124V126H130ZM205 124V123H204ZM219 124V123H218ZM223 124V122H222ZM46 125V124H45ZM57 125V127H58ZM64 125V123H63ZM81 125V124H79ZM106 125V123H105ZM121 126V124H118ZM124 125V124H123ZM132 125L130 126V129H133L135 127V125L132 127ZM167 125V124H166ZM166 125H164V127H166ZM170 122H169V124ZM173 125V123H172ZM221 125V124H220ZM231 125V124H230ZM234 125V124H233ZM232 125V126H233ZM237 125V124H236ZM236 125L233 126L234 129L236 130L235 132H237V130L239 129V127H237L238 129H236ZM239 125V124H238ZM43 126V125H42ZM41 126V127H42ZM53 126V125H52ZM51 126V127H52ZM56 126V125H55ZM64 126H68V125H64ZM73 126V125H72ZM93 126V128H92ZM142 126V127H144ZM174 126V125H173ZM177 126V127H178ZM189 126V125H188ZM205 125H203L204 127ZM223 128H226L227 125H221ZM229 126V125H228ZM229 127V128H232ZM249 126V125H248ZM50 127V126H49ZM60 127V126H59ZM76 128L78 126H75ZM111 127V128H109ZM132 127V128H131ZM141 127V128H142ZM178 127V128H179ZM187 127V125H186ZM185 127V128H186ZM196 127V126H195ZM194 127V128H195ZM212 127H208L210 129H212ZM241 127V126H240ZM246 127V126H245ZM44 128V131L48 127H43ZM73 128V127H72ZM80 128V127H79ZM78 128V129H79ZM116 128V127H114ZM140 128V129H141ZM159 128V127H158ZM167 128V127H166ZM169 128V126H168ZM174 128V131H178V129L176 127H172ZM171 128V129H172ZM176 128V129H175ZM184 128V127H183ZM191 128V127H190ZM193 128V127H192ZM191 128V129H192ZM197 128V127H196ZM202 129V127H200ZM242 128H243V125H242ZM241 128V129H242ZM251 128V127H250ZM53 129V128H52ZM60 129V128H59ZM64 129V128H63ZM84 129V128H83ZM117 129V128H116ZM119 129V127H118ZM122 129V128H120ZM129 129V130H130ZM135 129V128H134ZM140 129H137V126H136V131H134V137H136L137 139H139V135L141 132ZM145 129V128H144ZM156 129V128H154ZM160 129V128H159ZM180 129V130H181ZM204 129V128H203ZM206 129V128H205ZM241 129H239V132H241ZM34 130H38L37 133L34 135L33 134V131ZM74 130V129H73ZM80 130V129H79ZM157 130V129H156ZM155 130V131H156ZM164 130V129H163ZM162 130V133L164 134V136L166 135V133ZM169 130V132H171L170 128L167 129V131ZM184 130V129H183ZM188 130V129H187ZM185 129V131H187ZM190 130V129H189ZM217 130V129H216ZM227 130V128L225 129V131ZM244 129V131H246ZM32 131V132H31ZM45 131V132H46ZM76 131V130H75ZM84 131V130H82ZM81 131V132H82ZM115 133L117 130H113ZM112 131V132H113ZM123 131V130H122ZM125 131V130H124ZM144 131V130H142ZM191 131V130H190ZM220 131H221V128H220ZM243 131V130H242ZM42 132V131H40ZM54 132V131H53ZM52 132V133H53ZM57 132V131H55ZM63 132V130L61 131ZM70 132H72L70 130ZM68 131V133H70ZM78 132V131H77ZM113 132V133H114ZM129 132V131H128ZM131 132V131H130ZM149 132V131H148ZM147 132V133H148ZM152 132V131H151ZM149 132V133H151ZM183 132V131H182ZM192 132V131H191ZM196 132V130H195ZM207 132V131H206ZM210 132V131H209ZM214 132V131H213ZM216 132V131H215ZM231 132V131H230ZM65 134L63 135H66V131L64 132ZM67 133V134H68ZM75 133V132H74ZM84 133V132H83ZM160 133V131H159ZM160 133V134H162ZM180 133V131H179ZM199 133H201L199 131ZM218 133V132H217ZM226 133V132H225ZM231 133H234L233 131ZM238 133V132H237ZM235 133V135L237 134ZM61 134V136H62ZM78 134V133H77ZM76 134V135H77ZM118 134V133H116ZM121 134V133H120ZM124 134V133H123ZM128 134V133H127ZM146 134V133H145ZM144 133L142 135H145ZM152 134V133H151ZM173 134V133H170V135ZM177 134V133H176ZM185 134V133H183ZM189 134V133H188ZM211 134H214V133H211ZM223 134V133H222ZM243 134H245L243 132ZM58 135V134H57ZM71 135V134H70ZM72 135H74L72 133ZM82 135V134H81ZM85 135V134H84ZM125 135V134H124ZM153 135L154 134V131H153ZM158 135V134H157ZM168 135V134H167ZM166 135V136H167ZM169 135V136H170ZM175 135V134H174ZM172 135V136H174ZM190 135V134H189ZM193 135V134H192ZM198 135V132L196 133V136ZM221 136V134H218ZM224 135V134H223ZM239 135V133H238ZM100 136L103 138V141L100 140ZM131 136V135H130ZM146 136H149L148 134H146ZM144 136V137H146ZM181 136V135H180ZM185 136V135H184ZM201 136V135H200ZM211 136V135H210ZM209 136V137H210ZM233 136V135H232ZM230 134V137L231 139L233 138ZM242 136V134H241ZM55 137H57L55 135ZM60 137V136H59ZM72 137V136H71ZM81 137H84V136H81ZM142 137V136H141ZM168 137V136H167ZM177 137V136H176ZM194 137V136H193ZM214 137V136H213ZM230 137H229V141H233V140H230ZM236 137V136H235ZM234 137V138H235ZM65 138V137H64ZM67 138V136H66ZM73 138V137H72ZM77 138V137H75ZM101 138V139H102ZM112 138V137H111ZM148 138V137H147ZM156 138V136H155ZM163 137H161V140H162ZM174 138V137H173ZM200 138V137H199ZM198 138V139H199ZM206 138V137H205ZM211 138V137H210ZM46 139H49V138H46ZM56 139V138H55ZM60 139V138H59ZM58 139V140H59ZM62 139V138H61ZM60 139V140H61ZM113 139V138H112ZM130 139V138H129ZM169 139V138H168ZM171 139V137H170ZM175 139V138H174ZM219 139V138H218ZM50 140V139H49ZM52 140V139H51ZM71 140V139H70ZM116 139H114L115 141ZM120 140V139H119ZM128 140V139H127ZM132 140V139H131ZM130 140V141H131ZM144 140V138H143ZM158 140V139H157ZM160 140V139H159ZM208 140V138H207ZM211 140V139H210ZM216 140V139H215ZM226 140V139H225ZM237 139L234 140V144L238 145L239 143L236 141ZM33 141V142H32ZM48 141V140H47ZM64 141V139H63ZM74 141V140H73ZM112 141V142H114ZM122 141V140H121ZM145 141V140H144ZM148 140H146V143H143L144 144V148L148 147L147 144H149L150 146V142L148 143L147 142ZM163 141L165 142V138L162 140V143ZM177 141V140H176ZM185 141V140H184ZM236 141V142H235ZM60 142V141H59ZM62 142V140H61ZM110 142V143H112ZM116 142H114V146H116ZM124 142V140H123ZM126 142V141H125ZM154 142V141H152ZM151 142V146L154 145V144H157L159 141H155V143H152ZM195 142V141H194ZM199 142V140H198ZM204 142V141H203ZM211 142V141H210ZM212 142H213V139H212ZM217 142V141H216ZM215 142V143H216ZM220 142V141H219ZM225 142V141H224ZM227 142V141H226ZM49 143V142H48ZM54 143V142H53ZM71 143V141H70ZM107 144V145H104V144ZM127 143V142H126ZM130 143V142H129ZM160 143V142H159ZM158 143V145H159ZM168 144V142H165ZM190 143V142H189ZM209 143V142H208ZM223 143V141L221 142V144ZM58 144V143H57ZM63 144V143H62ZM66 144V143H65ZM69 144V142L67 141V145ZM77 144V143H76ZM82 145V142L80 143ZM85 144V143H84ZM122 144V143H121ZM140 144H141V141H140ZM142 144V145H143ZM164 144V143H163ZM185 144V143H184ZM213 144V143H212ZM218 144V143H216ZM219 144V145H221ZM229 144V143H228ZM233 144V142H232ZM65 145V147L67 146ZM79 145V144H78ZM131 145V144H130ZM130 145L127 144V146L129 147ZM146 145V146H145ZM157 145V146H158ZM197 145V144H196ZM204 145V144H203ZM214 145V144H213ZM37 146H39L40 148H37ZM76 146V145H74ZM82 146H85V145H82ZM126 146V144H125ZM124 146V147H125ZM126 146L127 150H128V153L130 152L129 149L131 150L132 149V146L131 148L128 149V147ZM150 146V148H151ZM156 146V145H155ZM167 146V145H166ZM181 146V145H180ZM202 146V145H201ZM223 146V145H222ZM69 147V146H68ZM81 147V146H80ZM123 147V148H124ZM160 148H162L161 146H159ZM185 147V146H184ZM194 147H195V144H194ZM203 147V146H202ZM218 147V146H217ZM221 147V146H220ZM227 147V145H226ZM239 147V146H238ZM237 147V148H238ZM35 148H37V150H35ZM49 148V147H48ZM63 149V147H61ZM60 148V149H61ZM118 148V147H117ZM125 148V149H126ZM143 148V149H144ZM155 148V147H154ZM173 148V147H172ZM189 148V146H188ZM187 148V149H188ZM206 149H208V147H205ZM213 148V147H212ZM215 148V147H214ZM33 149V150H32ZM39 149V150H38ZM47 149V148H46ZM50 149H51V146H50ZM55 149V148H54ZM71 149V148H70ZM73 149V148H72ZM69 150V152H72V153H75L73 150ZM86 149H85V153H86ZM91 149V151L93 150ZM152 149V148H151ZM157 149V148H156ZM163 149V148H162ZM166 149V148H165ZM179 149V148H178ZM201 149V148H200ZM211 149V148H209ZM217 149V148H216ZM236 149V148H235ZM57 150V149H56ZM80 150V149H79ZM82 150V149H81ZM88 150V149H87ZM104 150V151H103ZM124 150V149H123ZM133 150V149H132ZM131 150V151H132ZM159 151V149H157ZM191 150V149H190ZM196 150V149H195ZM224 150V149H223ZM33 151V152H32ZM54 151V150H52ZM52 151H49V152H52ZM58 151V150H57ZM84 151V150H83ZM82 151V152H83ZM136 151V150H135ZM134 151V152H135ZM170 151V149H169ZM177 151V150H176ZM199 151V150H198ZM207 154L209 153L208 150H206ZM229 151V150H228ZM234 151V150H233ZM232 149H231V152H233ZM237 151V150H236ZM48 152V151H47ZM48 152V153H49ZM66 152V151H65ZM79 152V151H78ZM77 152V154H78ZM179 152V151H178ZM186 152V151H184ZM215 152V150H214ZM219 152V151H218ZM229 151V153H231ZM46 153V154H48ZM61 153H64V152H61ZM72 153H70L72 155ZM127 153V154H128ZM131 153V152H130ZM138 153V150L136 151V154ZM155 153V154H153ZM157 153V154H156ZM161 153V152H160ZM168 153V152H167ZM202 153H205L202 151ZM211 153V152H210ZM220 153V152H219ZM221 153H226L225 151L224 152H221ZM237 153V152H236ZM33 154V155H32ZM54 154V153H53ZM69 154V153H68ZM89 153H87L88 155ZM123 154V152H122ZM125 154V153H124ZM182 154V153H181ZM195 154V153H193ZM217 154V153H216ZM228 154V153H227ZM44 155V154H43ZM42 155V156H43ZM55 155V154H54ZM80 155V154H79ZM108 155V154H107ZM120 155V154H119ZM143 155V156H142ZM163 155H164V152H163ZM184 155V154H182ZM215 155V154H214ZM220 155V154H218ZM225 155V154H224ZM52 156V155H51ZM67 156V155H66ZM69 156V155H68ZM67 156V157H68ZM75 155H73V157H68L67 159L68 160H73L75 159L74 158ZM82 156V155H81ZM80 156V158H81ZM92 156V155H91ZM130 156V154H129ZM130 156V157H132ZM141 156L142 158H145L148 160V162H146V160H141ZM194 156V155H193ZM197 154L195 155L194 158H197ZM203 156V155H202ZM209 156V155H208ZM223 156V155H222ZM228 156V155H227ZM234 156V158H236ZM45 157V156H43ZM47 157L49 158V156L47 155ZM84 157V156H83ZM166 157V156H165ZM168 157V156H167ZM186 157V156H184ZM215 157V156H214ZM70 158V159H69ZM79 158V157H78ZM94 158V157H93ZM102 158V157H101ZM125 158V157H124ZM189 158V156H188ZM193 158V160H194ZM226 158V156H225ZM232 158V157H231ZM233 158V160L235 161V159ZM28 159H32L31 161H33L32 163L28 160ZM128 159V160H127ZM141 161H140V160ZM166 159V158H165ZM209 159V158H208ZM216 159H219V157L215 158ZM229 159V158H228ZM50 160L47 159L46 162H48ZM56 161H59L58 158L55 159ZM79 160V159H78ZM124 160V159H123ZM155 160V161H154ZM176 160V159H174ZM187 160V158H186ZM196 160V159H195ZM194 160V161H195ZM207 160V159H206ZM222 160V159H221ZM225 160V159H224ZM94 161V160H93ZM100 161V160H99ZM135 161V163L133 162ZM232 161V160H230ZM67 162H70V165L69 168L71 167V164H73L71 161H67ZM78 162V161H77ZM133 162V163H132ZM137 162V163H136ZM139 162V163H138ZM151 162V161H150ZM193 162V161H192ZM197 162V161H196ZM195 162V163H196ZM201 162H206L205 160H201ZM218 162V160H217ZM216 162V163H217ZM223 162V160H222ZM66 163V162H65ZM75 163V162H74ZM97 163H99L97 161ZM96 163V164H97ZM104 163V162H103ZM132 163V164H131ZM141 163V164H140ZM202 163V168H203V164ZM216 163H215V166H216ZM224 163H227V162H224ZM233 163V165H234ZM59 164V163H58ZM79 164V163H78ZM100 164V163H99ZM151 164V163H150ZM158 164V165H157ZM167 164H168V161H167ZM173 164V163H172ZM184 164V163H182ZM181 164V165H182ZM188 164V163H187ZM200 164V163H199ZM196 165L195 168H198V165ZM207 164V163H206ZM219 164V163H217ZM222 164V163H221ZM220 164V165H221ZM229 164V163H228ZM227 164V165H228ZM50 166V162L48 164ZM86 165V164H85ZM84 165V166H85ZM90 165V164H89ZM95 165V164H94ZM98 165V164H97ZM170 165V164H169ZM192 165V164H191ZM212 165V163H211ZM210 165V166H211ZM223 165H226V164H223ZM232 165V166H233ZM48 166V167H49ZM54 166H60V165H54ZM67 166V165H66ZM82 167H84L82 164H81ZM99 166V165H98ZM101 166V164H100ZM120 166V165H118ZM183 166V165H182ZM201 166V165H199ZM210 166L208 167V169L210 168ZM214 166V165H213ZM53 167V166H52ZM75 167V166H74ZM87 167V165H86ZM92 168L95 167V166H91ZM187 167V165H186ZM221 167V166H220ZM47 168V167H46ZM57 168V167H56ZM60 168V167H59ZM72 168V167H71ZM70 168V170H71ZM98 168V167H97ZM96 168V170H97ZM108 168V167H107ZM122 168V169H123ZM162 168H164V165L162 166ZM162 168L158 169L160 172L161 170H163ZM165 168H167V166L165 165ZM178 168V167H177ZM48 169V168H47ZM51 169V168H50ZM74 169V168H72ZM76 169V168H75ZM79 169V168H78ZM94 169V168H93ZM104 170V168H101ZM170 169V168H169ZM201 169V168H200ZM219 169V168H218ZM224 169H225V166H224ZM62 170V168L60 169V171ZM67 170V169H66ZM77 170V169H76ZM84 170V169H82ZM95 170V169H94ZM166 170V169H165ZM190 170V169H189ZM199 170V169H198ZM196 170V172L198 171ZM211 170V169H209ZM213 170V169H212ZM227 170L229 171V169L227 168ZM241 170H243L244 172H242ZM57 171V170H56ZM69 171V169H68ZM73 171V170H72ZM80 171V169H79ZM78 171V172H79ZM105 173H106V170H104ZM103 171V172H104ZM184 171V170H183ZM44 172V173H42ZM47 172V171H46ZM53 172L55 173V171L53 170ZM84 172L87 173L86 170H84ZM125 172V173H126ZM173 172V171H172ZM187 172V171H186ZM199 173L203 172V170L201 169L200 171H198ZM209 172V171H208ZM212 172V171H211ZM230 172V171H229ZM76 173V172H75ZM85 173V174H86ZM217 173V172H216ZM45 174V175H44ZM56 174V173H55ZM78 174V173H77ZM89 174V172L87 173V175ZM91 174V172H90ZM94 174V173H93ZM98 174V173H97ZM101 174V173H100ZM187 174V173H186ZM185 174V175H186ZM196 174V173H195ZM202 174V173H201ZM211 174V173H210ZM214 174V173H213ZM82 175V174H81ZM80 175V178H82V176ZM84 175V174H83ZM103 175V174H102ZM123 175V174H122ZM199 176H201L200 174H197ZM56 176V175H55ZM68 176V175H67ZM90 176V175H89ZM105 176V175H104ZM103 176V177H104ZM183 176H184V173H183ZM192 176V175H191ZM204 176L206 177V174H204ZM209 176V175H208ZM211 176V175H210ZM59 177V176H58ZM70 177V176H69ZM85 178V176H83ZM91 177V176H90ZM88 177L89 179V182H91L92 178ZM95 177V176H94ZM123 177V176H122ZM190 177V176H189ZM203 177V174L201 176V178H204ZM78 178V177H77ZM87 178V177H86ZM130 178L128 179L127 176H126V179L129 181V184H125L124 182H126L124 179H123V182L124 183L122 186H119V188L123 187L125 185V189L127 188V185L129 187L132 188V185L133 183L130 182ZM172 178V177H171ZM185 178V177H184ZM208 177H206L207 179ZM211 178V177H210ZM212 178H213V175H212ZM216 178V177H215ZM234 178L236 180V182L234 181ZM241 178H245V181H246V184L244 187H240L239 186V182H240V179ZM63 179V178H62ZM71 179V178H70ZM76 179V177H75ZM203 179V180H204ZM205 179V180H206ZM214 179V178H213ZM212 179V180H213ZM65 180V179H64ZM73 180V179H71ZM77 180V179H76ZM80 180V179H79ZM86 180V179H84ZM176 180V179H175ZM190 180V178H189ZM195 180V179H193ZM199 180V179H198ZM208 180V179H207ZM211 180V179H209ZM217 180V179H215ZM81 181V180H80ZM98 181H100L98 179ZM122 181V180H121ZM127 181V182H128ZM197 181V180H196ZM68 182V184H67ZM82 182H83V179H82ZM101 182V181H100ZM117 182V181H116ZM180 182V181H179ZM182 182V181H181ZM190 182V181H189ZM212 182V181H210ZM219 182V181H218ZM233 182V183H232ZM108 183V182H106ZM196 183V182H194ZM217 183V182H215ZM79 184V183H78ZM83 184V185H82ZM103 184V183H102ZM171 184V183H170ZM169 184V185H170ZM187 184V183H186ZM190 184V183H189ZM198 184V183H197ZM204 184V183H203ZM209 184V183H208ZM56 185V186H55ZM91 185V187H90ZM96 185V184H95ZM116 185V184H115ZM214 185V184H212ZM209 186V185H208ZM220 186V184H219ZM63 187V189H62ZM71 187L73 188V190L71 189ZM116 188H118L117 186H114ZM189 186V188H191ZM213 187V186H212ZM80 190H78V189ZM105 187H103L104 189ZM113 188V187H112ZM188 188V187H187ZM188 188V189H189ZM247 188V189H245ZM97 189V188H96ZM100 189V188H99ZM121 189L119 191H122L124 190L123 193H127L125 192L126 190L128 191V189ZM135 189V188H134ZM53 190V192L55 191ZM59 190V189H58ZM59 190V191H61ZM72 190V191H71ZM115 188L113 189V192H114ZM139 190V189H138ZM191 190V189H190ZM194 190V189H193ZM249 190V191H248ZM75 191V190H74ZM103 191V190H102ZM118 191V190H116ZM134 191V190H133ZM248 191V192H247ZM67 192V190H66ZM105 192V191H104ZM112 192V193H113ZM59 193V192H58ZM82 194V195H81ZM107 194V193H106ZM118 194V193H117ZM129 194V191L127 194L128 196ZM246 194V195H245ZM72 195V196H71ZM111 195V194H110ZM52 196V197H51ZM109 196V195H108ZM54 197V198H53ZM126 197V196H125ZM129 197V196H128ZM53 198V199H52ZM121 198V196H120ZM127 198V197H126ZM113 199V198H112ZM128 201H129V198H127ZM38 200V201H37ZM52 200L55 201L54 204H59V206L62 204L63 206L67 207L68 210H66L65 208L63 210V208H61V211L63 210V212L66 214L64 218L69 217L70 216L72 217L73 215H71V208L73 207L74 211H75V208L77 206L76 209H78L77 211H84V209H86L88 216H89V213L92 214L95 218L94 221H91L93 219L90 218V216L88 218H90V220L87 219V216L85 218V221L84 219H82V221H80V219H78V217H76L77 219L75 218H70V219H73V221L71 220V223L67 222L66 219V227L65 228H61L63 226H61V222H63V220H61V222H55L56 220H53L51 218L50 215V219L49 218H46L47 220H44L46 222H44L42 220V222H39L41 219H39V221L37 222L34 218H31V219H34L36 222H33V224H31L30 221L29 224H31L29 226L28 222L26 221H22L21 218V206L25 205V204H28L30 205V203H34V201H37L40 202L42 205H50L52 204ZM63 200V202H62ZM121 200V199H119ZM118 200V201H119ZM131 200V199H130ZM134 199H132L131 201V204L133 202ZM123 200H121L122 202ZM139 201V200H138ZM62 202V203H61ZM114 202V201H113ZM125 203V201H123ZM136 202H137V199H136ZM65 203V204H64ZM100 205H99V204ZM123 203V204H124ZM126 203H129V202H126ZM126 203L123 205L125 207ZM140 203V202H139ZM54 204L53 207H54ZM56 204V205H57ZM104 204V205H103ZM109 204V203H108ZM26 206V207H32V206ZM75 205V206H73ZM113 205V204H112ZM128 205V204H127ZM38 206V209H39V203L37 204ZM59 206H55L56 208L58 207V210H59ZM70 206V207H69ZM81 208L83 207V209H79L78 208ZM111 206V205H109ZM115 206V205H114ZM122 205L120 204V207ZM134 206V205H133ZM132 206V207H133ZM139 206H141V204H139ZM23 206V209L26 208ZM42 207V206H41ZM40 207V208H41ZM52 207V208H53ZM54 207V208H55ZM113 207V206H112ZM117 206L113 207V208H116ZM135 207V210L137 206H134ZM47 208V207H46ZM110 208V207H109ZM113 208H111L113 210ZM122 208V207H121ZM127 208V207H126ZM137 208H141V207H137ZM30 209V208H28ZM33 209V207H32ZM43 209V208H42ZM118 210H120L119 208H117ZM156 209V208H155ZM44 210V209H43ZM48 210V209H47ZM56 211V209H54ZM121 210H124V209H121ZM140 210V209H139ZM31 211V210H30ZM33 211V210H32ZM36 211V210H34ZM46 209L44 210V213ZM59 210V212H61ZM66 211V212H65ZM67 211H70V214L67 212ZM85 211V212H86ZM127 211V210H126ZM125 211V212H126ZM138 211V210H137ZM136 211V212H137ZM142 211V210H141ZM141 211H138V214L140 215V212ZM29 212V211H28ZM48 212V211H47ZM59 212H57L59 214ZM144 212V211H143ZM32 213V212H31ZM39 213H42L39 211ZM52 213V212H51ZM62 213V212H61ZM60 213V215H61ZM68 213V214H67ZM77 213V212H76ZM80 215H83L82 212H79ZM123 213V212H122ZM38 214V213H37ZM55 214V213H54ZM63 214V213H62ZM127 214V213H126ZM137 214V213H136ZM35 215V214H34ZM39 215V214H38ZM38 215H35V216H38ZM42 215V214H41ZM41 215H39L41 217ZM45 215V214H44ZM52 215V214H51ZM59 215V216H60ZM64 215V214H63ZM91 215V216H92ZM124 215V214H123ZM43 216V215H42ZM48 216V214H47ZM54 216V215H53ZM56 216V215H55ZM62 216V215H61ZM76 216V215H75ZM117 216V217H116ZM120 216V214H119ZM132 216V215H131ZM143 216V215H142ZM142 216L141 219H142ZM46 217V216H45ZM45 217L43 219H45ZM63 217V216H62ZM84 217V215L82 216ZM123 217V216H122ZM121 217V219H123ZM138 217V216H137ZM136 217V218H137ZM145 218V216H143ZM24 218V216H23ZM38 218V217H37ZM42 218V217H41ZM57 218H59L57 216ZM63 218V219H64ZM148 218V217H147ZM29 219V218H28ZM27 219V220H28ZM49 219V220H48ZM70 219H67V220H70ZM140 219V221H141ZM87 220V221H86ZM138 220V219H137ZM149 220V219H148ZM163 220V219H162ZM78 221V222H77ZM124 221V220H123ZM126 221V220H125ZM143 221V220H142ZM160 221V220H159ZM25 222V223H24ZM132 222V221H131ZM130 222V223H131ZM138 222V221H137ZM136 222V223H137ZM157 222V221H156ZM68 223V224H67ZM123 223V222H122ZM135 223V224H136ZM139 225H140V222H138ZM138 223L135 225L137 226ZM145 223V222H144ZM148 223V222H146ZM152 223V222H151ZM143 224V222L141 223ZM63 225H65L63 223ZM150 225V224H149ZM154 225V223H153ZM119 226H121L119 224ZM142 226H145V225H142ZM142 226H140L142 228ZM155 226V225H154ZM134 227V226H133ZM150 227V226H149ZM139 228V226H138ZM145 228V227H143ZM131 230V229H130ZM128 230V231H130ZM134 230V229H133ZM140 231V228L138 229ZM142 230V229H141ZM124 231V230H123ZM135 231V230H134ZM149 231V229H148ZM132 232V231H131ZM150 232V231H149ZM134 235H135V232H133ZM138 233V232H137ZM140 233V232H139ZM143 234V232H141ZM130 234V232H129ZM141 234V235H142ZM133 235V237H134ZM148 235V234H147ZM146 236V235H145ZM143 237V236H142ZM149 237V236H148ZM140 238V237H138Z\"/></svg>","mask_w":264,"mask_h":264},{"label":"rangeland","instance_id":"rangeland-1","mask_svg":"<svg viewBox=\"0 0 264 264\" xmlns=\"http://www.w3.org/2000/svg\"><path fill=\"white\" fill-rule=\"evenodd\" d=\"M194 1V3H192V2ZM190 1V5L188 6L189 8H188V10L186 9V10H184V12L183 13H179V14H177V15H175V17L173 16H171L172 14H167V15H165V14H162V16H161V14H155V13H149L151 16H155L156 15V17H154V19H153V17L151 18V17H149L148 15H146V16H144V15H141L140 13H138V12H134L135 14H134V16H132V18L130 19V21L126 24L124 21H122L123 19H122V17L123 16H121L120 15V18H121V22H120V26H119V31H117L118 32V34L120 35V37H124L125 35V37H124V39L126 40L125 42H123V39L122 38H120V40H122V42L121 43H125V47L124 46H121L120 44L121 43H119V45L120 46H118V55H120V56H122V54H120V51H122L123 50V48H129L130 49V47H133V48H131L130 50L129 49H127V51L125 50V51H122V53H123V55H124V52H125V55H124V57L125 56H127L128 54H130V55H128L127 57H126V61H127V64L125 63V62H123V61H125V60H123V56H122V58L121 59H119L118 60V62L119 63H124L123 65H125L127 68L126 69H122L121 70V68H125V66H123V67H121L120 68V80L123 82L124 80V83H126V79L127 78H129V79H131V80H134L133 79V77L135 78L136 76H137V79H135L134 81V83H133V85H132V81H129V79H127V83L128 82H131V83H128V84H125V86L128 88V89H126V87L124 86V88L126 89V90H129V88H130V90L128 91V92H125V89L123 90V87H121L119 90H120V92L123 90L125 93H129L128 95L130 96L131 95V92H134L135 90H136V88H137V90H139L138 92L140 93L141 92V96H139V97H135V94L136 95H139V93H135V94H132L133 96H134V98H135V102L136 101H138V103L135 105L132 101L134 100V99H132L133 97H130L131 98V100H130V98H128L127 97V94L125 95V97L123 96V95H119L118 94V92L116 93L117 95L116 96H121L120 98H123L124 97V99H126V100H128V103H126L127 101H124L125 102V104H122V106H124V105H126L127 107L124 109V112H123V107L121 108V109H119V110H121L120 112H116V113H118V114H116V113H113V112H115V110L114 109H116V111L118 110V108L116 107L118 104H121V102H120V98H118V97H116L118 100H116V98H115V101L113 100L112 102H111V105H110V109H108L109 111H111V115H109V111L108 110H106L105 112H106V114H108V116H110V118H108V116L107 117H105L106 115H105V112H103L102 110V112H103V115L101 114L102 112L99 110H97L98 112L97 113H95V116H96V118H97V120L99 121V119H102V122H103V125H104V127H102V128H100V126H102L101 124L99 125V126H97V128H99V131L103 134V135H106L105 137L106 138H108V135H110L109 137L110 138H108V140H107V142L109 141V139L110 140H112V141H114V139H116L115 141H117L116 142V146H114V142H112V141H110V142H112V143H110V142H108L109 143V145L112 147V149L115 151L116 149H120L121 147V149H122V151L121 150H117V154H118V156L120 157V159L124 162V164H128L129 162L128 161H126V158H129V159H131V161H132V159H134L133 158V154L135 153V156L134 157H136L139 153L140 154H144V156H148L151 152H152V150L153 149H155L153 152H158L159 154V156L161 155V157H159V158H162L163 159V163L164 164H162V166L164 165V168H162V166L160 167H157V166H155L154 164H156L157 162H153V160L152 159H150L153 155H150V158H149V165H151V167H152V170L154 171V173L155 174H162V175H164V178H165V181H166V187L169 189V188H171L172 189V187H173V189L174 188H176V189H180V191L182 190V186L183 187H185V188H183V190L185 191L186 189H187V191L188 192H192V191H196L195 190V188H196V186H197V190H201V189H199V185L200 184H202L200 187L202 188V189H208V188H219V189H222V188H224L223 187V183H228V186L231 184V182L230 181H232L233 180V176H234V173L235 172H237L236 173V176L238 175V173H239V167H238V165H237V167H235L236 166V164H239L237 161V157L235 156V154H237V156H238V154H239V151L241 150V146H242V144L241 143H243V142H240L241 140H243V137H244V140H245V136L247 135V133L250 131V130H246V129H252V127H253V124L255 123V121H253L254 120V112H251L253 109V111H255L256 109H257V107L258 108H262V107H264V101H262V100H264V81H262V83H260V82H255L254 80H253V78H251V75H249V74H252V73H254V72H252L253 70L251 69V68H249L248 67V65L251 63V62H248L247 63V65H246V59H248L247 57H249V59H251L250 61H252L253 60V58H254V60H253V62L254 61H256L257 59H256V56L259 58V57H264V42H262V41H264V39H262V38H264V30H261L262 28H264V24H262V25H260V26H256V27H254L253 29H252V33H251V35H250V38H249V41L248 42H246V44H244L243 45V47H244V49L242 48V49H239L238 50V48L236 47L235 48V46L233 47V49L231 50V51H228V53H227V56H226V58H228V59H225L226 60V62L224 61V59H216L215 57H214V51H215V49H216V45H215V42L210 38V36H208L209 35V24H210V21L212 20V18H214V17H216L219 13H221V12H223V11H225V10H223V8L225 7H227L226 9H230V8H232V7H234V6H236V5H239V4H244V5H246V8L248 9V11L250 10V11H252V10H254V9H256L257 7V9H256V11H259V12H264V0H257L256 2H253V1H255V0H203V1H201V0H191ZM209 1V2H208ZM250 2V3H246V2ZM260 1V2H259ZM13 2V3H12ZM197 2V3H196ZM198 2H199V4H198ZM203 2V3H202ZM221 2V3H220ZM244 2V3H243ZM257 2L259 3V4H257ZM202 3V4H201ZM252 3V4H251ZM256 3V4H255ZM13 4H14V7H13ZM250 4H251V8L249 7L250 6ZM5 5H7L8 7H9V5L12 7H10V11H11V13H9L10 11H9V8H6V6ZM16 4H15V1L14 0H6V4H5V1L4 0H0V7H1V9L3 8V10H1L0 9V20H1V24H0V30H1V28H2V31H1V33H2V35L3 34H6L5 32H7V31H10V30H12L14 33L17 31L18 32V34H17V32L15 33V34H12V36L16 39V37H18L17 38V40H15V43H19L20 45H26V46H29V47H36V45H39V43L37 42V40H36V38H33L34 37V34L32 33V31H31V29H30V27H29V25H28V27H27V22L25 21V19H24V17L22 16V15H20L21 13L19 12V10H18V8H17V6H15ZM196 6V10L193 8V6ZM220 5V6H219ZM248 5V6H247ZM252 5H256L255 7L254 6H252ZM258 5V6H257ZM262 5V6H261ZM201 6V7H200ZM191 7H192V9L193 10H191ZM214 7V8H213ZM254 7V8H253ZM260 7V8H259ZM250 8V9H249ZM253 8V9H252ZM8 9V10H7ZM16 9H17V11H16ZM199 9V10H198ZM207 9V10H206ZM193 11V13L191 12V11ZM205 10V11H204ZM2 11H4L3 13H2ZM6 11H7V13H6ZM13 11H15L16 12V14L18 15V13H20L19 15H18V18L17 19H19V20H17V21H19L18 22V27L16 26V28H15V26H13L12 24H14V23H12V24H10L12 21H10V20H13V19H9L10 17L12 18V16H10V14L12 15V12ZM186 11V12H185ZM204 12V13H203ZM217 12H218V14H217ZM2 13V14H1ZM186 13H188V15L186 14ZM192 13V14H191ZM154 14V15H153ZM184 14H186V16L184 15ZM194 14H195V16H194ZM216 14V15H215ZM3 15V16H2ZM6 15V16H5ZM133 15V14H132ZM137 15V16H136ZM158 15V16H157ZM184 15V16H183ZM22 16V17H21ZM146 17V18H149L148 20L146 19V18H144V17ZM180 16H182L181 18H186V19H181L180 18ZM206 16H207V18H206ZM4 18V20H2L3 18ZM8 17V18H7ZM133 17H134V19H133ZM158 17H160L159 19H158ZM167 17V18H166ZM169 17V18H168ZM178 17L181 19H178ZM138 18H140L139 20H138ZM142 18V19H141ZM159 21H158V20ZM166 19V20H165ZM170 19V21H168ZM180 20L179 22H176L175 23V21L174 20ZM204 19V20H203ZM183 20H185L184 22H186V23H184V22H182ZM198 20V21H197ZM4 21V22H3ZM134 21H135V23H134ZM138 21V22H137ZM144 21V22H143ZM147 21V22H146ZM166 21H168V22H170L172 25H173V23H175L173 26H171V24L170 23H166ZM174 21V22H173ZM7 22V23H6ZM10 22V23H9ZM14 22V21H13ZM21 22V23H20ZM122 22H123V24H122ZM139 22H142V23H140L139 24ZM146 22V23H145ZM154 22H157V23H154ZM173 22V23H172ZM206 22H207V24H206ZM3 23V24H2ZM24 23V24H23ZM159 23H161V25L159 24ZM180 25H179V24ZM183 23V24H182ZM189 23V24H188ZM200 23V24H199ZM203 23V24H202ZM204 23H205V25H204ZM130 26H129V25ZM133 24V25H132ZM136 24V25H135ZM156 24L158 25V26H160L159 28H161V29H158V27H155L156 26ZM182 24V25H181ZM1 25H2V27H1ZM5 27H4V26ZM13 27H12V26ZM123 25H124V27H123ZM132 25V26H131ZM154 28H152L151 26ZM200 25V26H199ZM21 26V27H20ZM134 26H136V27H138V28H134ZM145 26H147V27H145ZM148 26H150V28L148 27ZM203 26L205 27V28H203ZM26 27V28H25ZM165 27V28H164ZM179 28L180 27V29L181 30H179V29H177V28ZM185 29H184V28ZM261 27V28H260ZM15 28V29H14ZM17 28H18V30H17ZM23 28V29H22ZM28 28H29V30H28ZM143 28V30L141 31V29ZM168 28H170V29H168ZM176 28V29H175ZM182 28H183V30H185V32L182 30ZM206 28H208V31L207 30H205ZM5 31H4V30ZM10 29V30H9ZM22 29V31H20ZM125 29H127V30H125ZM134 29V30H133ZM148 29V31H145V30H147ZM195 29V30H194ZM259 29V31H257ZM124 30V31H123ZM139 30V31H138ZM158 30H160L159 31V33L157 32ZM162 30H166L165 32H163ZM168 30V31H167ZM205 30V31H204ZM25 31V32H24ZM28 31H31V33L33 34V36H32V34L30 33V32H28ZM123 31V32H122ZM151 31V32H150ZM181 31V32H180ZM199 31V32H198ZM257 31V32H256ZM11 32V31H10ZM12 32V33H13ZM21 32H23V33H25V35L23 34V33H21ZM141 32H142V35H141ZM149 32H150V34H149ZM161 32V33H160ZM167 32V33H166ZM171 32V33H170ZM195 32V34H193ZM253 32H255V33H253ZM27 33V34H26ZM121 33V34H120ZM146 33H148V34H146ZM9 34V33H8ZM11 34V33H10ZM16 34L18 35V36H16ZM24 36H22V35ZM31 34V35H30ZM123 34V35H122ZM129 34V35H128ZM153 34V35H152ZM155 34H157L158 36H156ZM160 34V35H159ZM164 34V35H163ZM183 34V35H182ZM197 34V35H196ZM1 35V34H0ZM2 35H1V37H2ZM149 35V36H148ZM167 37H166V36ZM186 37H185V36ZM207 35V36H206ZM253 35V36H252ZM258 37V38H256V36ZM6 36V35H5ZM16 36V37H15ZM142 36H143V38H142ZM153 36V37H152ZM161 36V37H160ZM170 36V37H169ZM172 36V37H171ZM189 36V37H188ZM251 36H252V38H251ZM255 36V37H254ZM12 37V38H13ZM20 37V38H19ZM21 37H23L22 38V40H20L21 39ZM128 37V38H127ZM131 37H133V39L131 38ZM140 37L142 38V39H140ZM154 37H156V38H154ZM157 37H158V39H157ZM165 37V38H164ZM182 37H184V38H182ZM209 37V38H208ZM13 38V39H14ZM25 38H28L27 40L25 39ZM137 38V39H136ZM149 38V39H148ZM154 38V39H153ZM163 38V39H162ZM179 38V39H178ZM208 38V39H207ZM170 39V40H169ZM186 39V40H185ZM25 42H24V41ZM139 41V42H137V41ZM146 40V41H145ZM149 40H151V41H149ZM154 40V41H153ZM157 40H159V42L157 41ZM182 40V41H181ZM255 40H257V41H255ZM21 41H22V43H21ZM129 42V44H131V45H129V44H127L126 42ZM145 43V44H143V42ZM156 41V42H155ZM168 41V42H167ZM179 41V42H178ZM193 43H192V42ZM251 41V42H250ZM38 44H37V43ZM131 42V43H130ZM172 42V43H171ZM183 42V43H182ZM251 44H250V43ZM255 42V43H254ZM24 43V44H23ZM132 43H133V45H132ZM149 43V44H148ZM152 45H151V44ZM156 43V44H155ZM159 43V44H158ZM168 43V44H167ZM199 43H202V44H199ZM250 45H249V44ZM34 44H36V45H34ZM137 44V45H136ZM143 44V45H142ZM198 44V45H197ZM253 44V45H252ZM257 44V45H256ZM128 45V46H127ZM145 45V46H144ZM148 47H147V46ZM152 46V48L153 49H155V50H152L151 49V47L150 46ZM165 45V46H164ZM171 46V48L169 47V46ZM196 45V46H195ZM202 45V46H201ZM215 45V46H214ZM249 45V46H248ZM136 46V47H135ZM142 46V47H141ZM154 46V47H153ZM172 46H174L173 48H172ZM210 46H212L211 48H210ZM253 46V47H252ZM258 46V47H257ZM119 47H121L120 49H119ZM137 47H141V48H143V49H147V50H145V51H143V49H139V48H137ZM247 47V48H246ZM249 47H251V49L253 48V50L252 51H250V49H248ZM261 47V48H260ZM169 48V51L171 50V52H168V50H166V49H168ZM183 48V49H182ZM198 48V49H197ZM209 48V49H208ZM255 48V49H254ZM259 48V49H258ZM133 49V50H132ZM135 49L137 50L136 52V54L134 53L135 52ZM138 49H139V51H143V52H139L138 51ZM178 49V50H177ZM211 49V50H210ZM214 49V50H213ZM261 49V50H260ZM150 50V51H149ZM152 50V51H151ZM163 50V51H162ZM172 50H175L176 51V53H174V54H172L173 52H175V51H172ZM182 50L184 51V52H182ZM211 51V53H210V51ZM235 50V51H234ZM241 50V51H240ZM246 50V51H245ZM258 52H257V51ZM129 51H130V53H129ZM132 51H134V52H132ZM154 51V52H153ZM157 51V52H156ZM198 52L197 54H196V52ZM201 51V52H200ZM236 51L238 52V53H236ZM249 51V52H248ZM256 51V52H255ZM261 51V52H260ZM127 52H128V54H127ZM138 52H139V55H142V56H139V57H137L138 56ZM195 52V53H194ZM248 52V53H247ZM250 52H253V53H250ZM132 53V54H131ZM148 53V54H147ZM152 53L154 54V55H152ZM155 53L157 54L158 53V55H155ZM167 53V54H166ZM199 53H201V55L199 54ZM208 53L210 54V55H208ZM243 53V54H242ZM261 53V54H260ZM127 54V55H126ZM134 54V55H133ZM146 54V55H145ZM161 54V55H160ZM169 54V55H168ZM186 54V55H185ZM195 54V55H194ZM204 54V55H203ZM230 54H231V56H232V58H231V56H230ZM248 54V55H247ZM252 54V55H251ZM144 55H145V57H144ZM152 55V56H151ZM165 55V56H164ZM170 57V55H172V57H168V56ZM178 55V56H177ZM180 55V56H179ZM183 55V56H182ZM188 55V56H187ZM200 55V56H199ZM237 55V56H236ZM240 55V56H239ZM259 55H261V56H259ZM155 56V57H154ZM158 56V57H157ZM161 56H163V57H161ZM185 56V57H184ZM210 56V57H209ZM235 56V58H233ZM243 56H246V58H244ZM252 56V57H251ZM254 56V57H253ZM129 57V58H128ZM155 59V61L154 60H152L151 61V59ZM179 57V59H177V58ZM182 57H184V59L182 58ZM192 57V58H191ZM203 57V58H202ZM206 57V58H205ZM237 57V58H236ZM242 57V58H241ZM141 58H142V60H141ZM146 58V61H144V59ZM175 58H176V60L179 62V63H177V61H175ZM210 58H212V59H210ZM214 58V59H213ZM133 59H135V60H133ZM137 59V60H136ZM159 59V60H158ZM173 59V60H172ZM193 59V60H192ZM203 59V60H202ZM231 59V60H230ZM233 59V60H232ZM242 59V60H241ZM262 59V61H264V58H261ZM133 60V61H132ZM150 60V61H149ZM186 60V61H185ZM198 60H199V62H198ZM122 61V62H121ZM129 61V62H128ZM142 63H141V62ZM172 61V62H171ZM181 61H182V63H181ZM204 61V62H203ZM206 61V62H205ZM232 61V62H231ZM239 61V62H238ZM241 61H245V62H241ZM257 61H260V62H262L261 60H257ZM201 62V63H200ZM226 63V65H225V63ZM237 62V63H236ZM130 63H132V64H130ZM178 64L176 67L175 66H173V70H172V65L173 64ZM186 63H187V65H186ZM203 63V64H202ZM229 63H230V65H231V63H232V65H234L233 63H236V65H234V67L231 65V66H229ZM5 64V65H4ZM1 63V65L3 66H1L0 65V67L1 68H3L2 70H5V67H8L9 68V70L11 71L12 70V68H17L18 69V67L20 66V68H24V69H27L28 71H26V73H25V75H21L20 73H22V71L21 72H18L19 73V75L17 76V75H15L14 76V78L11 80V81H9V82H7L6 84H5V86H1L0 87V94L1 93H3V94H1L0 95V101L2 100H4L5 99V104L3 103V104H1L0 106H2V105H4V106H2V107H4L2 110H3V114L5 113V114H8L9 112H7V111H9L10 109V107H12L13 105H15L16 104V100H17V102H19V103H21V104H18L19 106H24L25 104H27V106H29V105H32V106H35L34 107V109H32V106H29V107H25L24 106V108H29V109H27V110H29V117H27V119L29 120V121H31V123L32 124H37L38 123V125H37V127H38V129L40 130V131H42V132H38V133H43V134H47L48 135V133H49V130H50V134H51V136L49 137V135H48V137L46 136V135H44L43 136V138H45V146H41V148L39 147V146H37V148H40L41 149V151L42 150H44L43 152V154L41 153V155H39L41 158L40 159H42V163H43V166H44V170L46 169V171H45V173H47V176H51L50 178H53V177H57L56 179H57V181H59V180H61V182H62V180L65 182L67 179H68V182L69 181H71V182H69L70 183V186H73L72 184L74 183V190H73V188L71 187V189L73 190V193H75L76 192V194L77 193H79V195H80V192H77L76 191V185L75 184H77V187H80V185H81V183H83L84 184V181H85V184H86V186H89V184H91V185H93V183H94V180L93 179H95V184L93 185L94 186V188H93V190H99V191H101V193L103 194L104 193V197L106 198V195H107V198H106V200H105V211H109V212H111V213H113V211H114V213L115 214H120V216H119V214H118V219H119V217H120V219L119 220H117V221H121L119 224L121 225V226H119V224H118V227H120V228H118L119 230L120 229H122V230H120V232L122 233V235L124 236L125 235V233H126V235H125V237L126 238H129V237H131L132 239L133 238H135V236L137 235V238H135V240L137 239H141V238H150L151 237V234H152V236H154V229L156 228V226H159V224L163 221L164 222V217H162V215L160 214V212L157 210V207H156V205H155V203H154V201H152V200H150V198L149 197H147L144 193H143V191L142 190H140V187H138V185H136V184H134L132 181H131V178L128 176V174H127V172L125 171V169L122 167V165L118 162L117 164L115 163V161L111 158V156L109 155V153H107V149H105L104 148V150H106L105 152H103V154L100 152H98L97 153V151H95L96 153H94L93 151H94V149H93V146L91 145V148L89 149V148H87L86 149V147H90V144L91 143H89L88 144V142H89V140H88V138H87V133H86V131H85V127L82 125V119L81 118H78L77 119V116L76 117H71L70 116V114H68L69 113V111L67 110H65V108L63 107L64 106V104H66V103H68V99H67V96H68V98L70 99L71 98V96H73V94H71L72 92H71V90L69 89V88H67V86L68 85H66V83L65 82H63V80L61 79V77H59L58 75V72L56 73V75L58 76V78L60 79V81H62V83H60L59 85H57L55 82H53L51 79H50V77L48 76V75H46V79H45V73L43 74L42 72H40V74H42L41 75V79H40V77L39 78H37L38 77V70L37 69H35V67L33 66V64L32 65H30L31 63H27V64H22V65H19V63H18V65H17V67H16V63L15 64H11V63ZM121 64V65H122ZM129 64L130 65H132L133 67V70H134V72H135V74H137V75H134V72H133V70H132V68L130 67V69H129ZM142 64H144V66L142 65ZM161 64H164V65H161ZM181 64V65H180ZM194 64H196L195 66H194ZM199 64H202V65H199ZM204 64H205V66H207V67H205L204 66ZM8 65V66H7ZM13 65V66H12ZM120 64H119V66H121ZM166 65V66H165ZM180 65V66H179ZM189 65V66H188ZM211 65H213V66H211ZM10 66V67H9ZM12 66V67H11ZM26 66H28V67H26ZM30 66V67H29ZM32 66V67H31ZM142 66V68H140V67ZM168 66H170V67H168ZM201 66V67H200ZM209 66H210V68H209ZM221 66V67H220ZM241 66V67H240ZM244 66V67H243ZM251 66V65H250ZM156 67V68H155ZM163 67V68H162ZM165 67V68H164ZM179 67H181V68H179ZM199 67V68H198ZM225 67V68H224ZM229 67V68H228ZM246 67V68H245ZM0 68V69H1ZM8 68H6V69H8ZM30 68H33V69H30ZM162 68V69H161ZM171 69L170 70V72L168 71L169 69ZM177 68H178V70H177ZM195 68V69H194ZM200 68H202L201 70H200ZM204 68H206V69H204ZM217 68V69H216ZM221 68H222V70H221ZM228 68V69H227ZM230 68H231V72H230ZM235 68V69H234ZM242 70H240V69ZM35 69V70H34ZM139 69L141 70V72H138L139 71ZM150 69V70H149ZM164 69V70H163ZM212 69V70H211ZM213 69H215V70H213ZM237 69H239V72H237L238 70ZM2 70H0V71H2ZM125 70V71H124ZM126 70H128V71H126ZM142 70H144V72L142 71ZM155 70H157V71H155ZM177 70V71H176ZM189 70H191V71H189ZM193 70V71H192ZM221 70V71H220ZM237 70V71H236ZM245 70H246V72H245ZM248 70H249V72H248ZM252 70V71H251ZM25 71V70H24ZM24 71H23V74H24ZM30 71H33V72H31V74H30ZM35 71V72H34ZM38 71V72H37ZM54 71H56V70H54ZM123 71H124V73H123ZM132 71V72H131ZM153 71V72H152ZM165 71H166V73L168 72L169 73V75H168V73L166 74L165 73ZM205 71V72H204ZM214 71V72H213ZM224 71V72H223ZM232 71L234 72V74L236 75V76H233L234 74L232 73ZM259 71H262V70H259ZM29 74H28V73ZM125 72H127V73H129L131 76H133V77H131V76H127V74H125ZM150 72H152V73H150ZM160 72H161V74H160ZM178 72V73H177ZM187 72H189V73H187ZM207 72V73H206ZM210 72H213V73H210ZM228 72H229V74H228ZM242 72V73H241ZM4 73V72H3ZM32 73H36V75H34V74H32ZM150 73V74H149ZM155 73H156V75H155ZM160 75H159V74ZM196 75H195V74ZM203 73H205V74H203ZM30 75V76H32L33 78H34V80L32 79V80H30V78H32V77H29V78H27V76L28 75ZM125 74V75H124ZM128 74V75H129ZM158 74V75H157ZM170 74L173 76H170ZM189 74V75H188ZM201 74V75H200ZM203 74V75H202ZM217 74V75H216ZM227 74V75H226ZM244 74H245V76H244ZM1 75V74H0ZM20 75L22 76V77H20ZM209 75V76H208ZM213 75H215V80H210V79H213ZM226 75V76H225ZM23 76H25L26 77V79H29L30 81H27V80H25L24 78H23ZM35 76H36V79H35ZM123 76H125V77H123ZM159 78H158V77ZM223 76V77H222ZM225 76V77H224ZM232 76V77H231ZM18 77V78H17ZM127 77V78H126ZM155 77H157V78H155ZM171 77V78H170ZM185 77V78H184ZM201 77V78H200ZM203 77V78H202ZM204 77H206V78H204ZM211 77V78H210ZM219 77H221V78H219ZM227 77V78H226ZM233 77H237V78H239V79H235L234 78V80H233ZM240 77H241V79H240ZM17 78V79H16ZM22 78V79H21ZM44 78V79H43ZM126 78V79H125ZM140 78V79H139ZM162 80H161V79ZM190 78V79H189ZM209 78V79H208ZM218 78V79H217ZM225 78V79H224ZM245 78H247V79H245ZM18 79H19V81H20V79L22 80L21 82H20V84H16V86H15V82L16 83H19L18 82ZM23 79H24V82H23ZM48 79V80H47ZM50 79V80H49ZM169 79H171V81L169 80ZM183 79V80H182ZM232 79V80H231ZM244 79V80H243ZM249 79V80H248ZM17 80V81H16ZM35 80H36V83H35ZM39 80V81H38ZM40 80H41V82H40ZM45 82H44V81ZM139 80V81H138ZM157 80V81H156ZM161 80V81H160ZM199 80H201V81H199ZM226 80V81H225ZM253 80V81H252ZM25 81H27L26 83L27 84H25ZM149 81H151V82H149ZM186 81H187V84H186ZM189 81V82H188ZM199 81V82H198ZM207 81V82H206ZM209 81H211L210 83H208ZM216 81H218V82H216ZM221 81H222V83H221ZM238 81L240 82V83H238ZM244 83H243V82ZM252 81V82H251ZM34 82V83H33ZM40 82V83H39ZM47 82H49L50 84H48ZM137 82H139V83H137ZM154 82V84L152 85V83ZM202 82V83H201ZM205 82V83H204ZM227 82V83H226ZM230 82H232L231 84H229ZM237 82V83H236ZM250 84H248V83ZM253 82L254 83H257V84H255V85H252L253 84ZM21 83H24V85H25V89L23 88V84L21 85ZM42 83H43V85H42ZM54 83H55V85H54ZM86 83V82H85ZM123 83V84H124ZM151 83V84H150ZM190 83V84H189ZM195 83V84H194ZM197 83V84H196ZM200 83V84H199ZM205 85H204V84ZM217 83V84H216ZM222 85H221V84ZM224 83H226L225 85H224ZM242 83V84H241ZM252 83V84H251ZM39 84V85H38ZM89 83L87 82V84H85V85H88ZM90 84H93V85H91L90 87H93L94 86V88L96 87L95 86V83H91L90 82ZM89 84V85H90ZM130 84V85H129ZM136 86H135V85ZM139 84H141V85H143V86H141V85H139ZM164 86H163V85ZM168 84V85H167ZM201 84H203V85H201ZM210 84V86H208ZM213 84V85H212ZM219 84H220V86H219ZM238 84H240L239 86H238ZM245 84V85H244ZM10 85H12V86H10ZM30 85L32 86V87H30ZM45 85H47V86H45ZM49 85V86H48ZM53 87H52V86ZM56 85H57V92H56V90L54 89V88H56ZM65 85V86H64ZM146 85V86H145ZM160 89V91L159 90H157L158 88H156V86ZM189 85V86H188ZM224 85V86H223ZM229 85V86H228ZM230 85H232V86H230ZM249 85V86H248ZM256 85H257V87H256ZM14 86H15V88L16 87H18L17 89H15V90H13L14 89ZM33 86L35 87V88H33ZM39 86V87H38ZM43 86H44V88H43ZM55 86V87H54ZM64 87V88H59V87ZM140 86V87H139ZM173 86V87H172ZM187 86V87H186ZM191 86V87H190ZM193 86V87H192ZM207 86H208V88H207ZM223 86V87H222ZM237 86H238V88H237ZM23 89H22V88ZM89 87V86H88ZM136 87V88H135ZM151 87H153V88H151ZM240 87H241V89H240ZM252 87V88H251ZM255 89H254V88ZM261 87V88H260ZM31 88H33L32 90H31ZM52 88V89H51ZM86 88V90L87 91H89L88 93L86 92V97L88 96V95H90L89 93H91V96L92 97H90V100H93L94 98H93V96L95 95V94H103L104 95V92L103 91H100V93H98L99 91L98 90H96L95 89V91H93V89L94 88H87V87H85ZM147 88V89H146ZM184 88V89H183ZM189 88V89H188ZM192 88V89H191ZM205 88H207V89H205ZM213 88V89H212ZM214 88H216V92H215V89ZM225 90H223V89ZM228 88H230V89H228ZM234 88H237V89H239V90H236V89H234ZM249 88H250V90H249ZM3 89V90H2ZM28 89H30V90H28ZM35 89V90H34ZM41 89V90H40ZM47 89V90H46ZM67 89V90H66ZM69 89V90H68ZM131 89H135V90H133V91H131ZM142 89H144V90H146V91H144V90H142ZM171 89H173L172 91H170ZM187 89L190 91L189 93H187L188 91H187ZM209 89V90H208ZM211 89V90H210ZM217 89H220L219 91L217 90ZM243 89H245V90H243ZM13 90V91H12ZM18 90V91H17ZM22 90V91H21ZM27 91V96H29V98L27 97V96H24L26 93H25V91ZM38 90V91H37ZM50 90V91H49ZM149 90V91H148ZM167 90V91H166ZM180 90H182L181 92H180ZM193 90V91H192ZM222 90V91H221ZM230 90V91H229ZM253 90V91H252ZM5 91V92H4ZM9 91V92H8ZM21 91V92H20ZM31 91V92H30ZM45 93H44V92ZM48 91H49V93H48ZM60 91V92H59ZM148 91V93H146ZM151 91V92H150ZM153 91V92H152ZM159 91V92H158ZM214 91V92H213ZM252 91V92H251ZM260 91H261V93H262V95H261V93H260ZM18 92H19V94L20 95H18ZM39 92V93H38ZM56 92V93H55ZM59 92V93H58ZM64 92V93H63ZM68 92V93H67ZM69 92H70V94H71V96H70V94H69ZM135 92H137V91H135ZM155 92V93H154ZM163 92V94H161ZM184 92V93H183ZM192 92H194V93H192ZM198 92V93H197ZM207 92L209 93V94H207ZM222 92H223V94H224V92H225V94L223 95L222 94ZM228 92V93H227ZM229 92H231L232 93V95H231V93H229ZM236 92V93H235ZM239 92V93H238ZM8 93H10V94H8ZM16 93H17V97H14V95L16 96ZM25 93V94H24ZM30 93V94H29ZM51 93H53V94H51ZM57 93H58V95H59V97H57L58 95H57ZM62 93V94H61ZM125 93H121V94H125ZM186 93V94H185ZM197 93V94H196ZM221 93V94H220ZM242 93H244V94H242ZM7 94V95H6ZM13 94V95H12ZM24 94V95H23ZM88 94V95H87ZM93 94V95H92ZM101 94V95H102ZM147 94H150V95H147ZM154 94H156L157 95V97H158V99H157V97L156 96H154ZM170 94V95H169ZM179 94V95H178ZM189 94V95H188ZM199 94V96H195V95H198ZM205 94V95H204ZM215 94H217V95H215ZM228 94V95H227ZM236 94H237V96H236ZM242 94V95H241ZM246 94V95H245ZM253 94V95H252ZM9 95V96H8ZM12 95V96H11ZM34 95V96H33ZM36 95V96H35ZM55 95V96H54ZM61 95V96H60ZM65 95H66V97H65ZM106 95V94H105ZM152 95V98L150 97ZM181 95V96H180ZM208 95V96H207ZM209 95H210V97H209ZM223 95V96H222ZM20 96V97H19ZM39 96V97H38ZM46 96V97H45ZM96 96V95H95ZM98 96V95H97ZM97 96H96V98H95V100L96 99H98V100H100V98H101V101H103V102H105L106 101V97L104 98L105 99V101L102 99V96L100 97V98H97ZM123 96V97H122ZM142 96H143V98H142ZM183 96H185V98L183 97ZM201 96V97H200ZM214 96V97H213ZM215 96L218 98V97H223V98H219V99H217V100H215L214 98H215ZM227 96V97H226ZM232 96V97H231ZM250 96V97H249ZM8 97V98H7ZM53 97H55V98H53ZM65 97V98H64ZM180 97H183V99L182 98H180ZM187 97V98H186ZM208 97H209V99H208ZM213 97V98H212ZM224 97H225V99L226 100H224ZM229 97V98H228ZM253 97V98H252ZM254 97H257V98H254ZM262 97V98H261ZM34 98H40L39 99V101H38V99H34ZM50 98H52V99H54V100H52V99H50ZM59 98V99H58ZM61 98V99H60ZM73 99H74V97H72ZM93 98V99H92ZM137 98H139V99H137ZM211 98H212V100H211ZM247 98H248V100H247ZM258 98H260V99H258ZM6 99L8 100V101H6ZM31 99H33L34 100V102H33V100H31ZM49 101H48V100ZM65 101H63V100ZM88 98H86V100H87ZM137 99V100H136ZM144 99V100H143ZM149 99L151 100L150 102H149ZM152 99H153V101H152ZM220 99H222V100H220ZM240 99V100H239ZM245 99V100H244ZM257 100V102H256V100ZM10 100V101H9ZM44 100L46 101V102H48V104L46 103V102H44ZM56 100V101H55ZM61 100V101H60ZM67 100V101H66ZM89 100V99H88ZM89 100V101H90ZM123 100V99H122ZM121 100V101H122ZM130 100V101H129ZM146 100V101H145ZM179 100H180V103H179ZM195 100V101H194ZM202 102H201V101ZM219 100H220V102H219ZM233 100V101H232ZM235 100V101H234ZM244 101V102H242V101ZM247 100V101H246ZM26 101V102H25ZM28 101H30V102H28ZM37 101V102H36ZM53 101V102H52ZM63 101V102H62ZM75 101V100H74ZM88 101V102H89ZM143 101L145 102L144 104H142L143 103ZM185 101V102H184ZM208 101H211L212 103H213V105L210 103V104H207V103H209ZM222 101V102H221ZM262 101V103H259V102H261ZM7 102V103H6ZM49 102H50V104H49ZM57 102V103H56ZM61 102L63 103V105H61L60 106V104H61ZM98 102V101H97ZM103 102H101V103H103ZM115 102H116V104H115ZM120 102V103H119ZM129 102H132V104H134L135 105V109L133 108V110L134 111H132V109L130 110V109H128V112L126 113V111H127V108H128V104H130L129 105V107L130 106H132L131 105V103H129ZM142 102V103H141ZM181 102L183 103V104H181ZM229 102V103H228ZM231 102H236V104H239V105H237L236 106V104L235 103H231ZM241 102V103H240ZM9 103H11V104H9ZM14 103V104H13ZM35 103V104H34ZM37 103V104H36ZM55 103V104H54ZM89 103H92V102H89ZM101 103H100V105H99V102L98 103H94V104H92L93 106L94 105H96L95 107H97V106H99V107H101L102 105H101ZM118 103V104H117ZM171 103V104H170ZM218 103V104H217ZM220 103V104H219ZM221 103H222V105H221ZM244 103V105H241V104H243ZM249 103H251L250 105H249ZM254 103V104H253ZM29 104V105H28ZM40 104V105H39ZM43 104V105H42ZM53 104V105H52ZM141 106H140V105ZM150 104V105H149ZM196 104V105H195ZM200 104V105H199ZM206 104V105H205ZM218 106H217V105ZM225 104H227V105H225ZM260 104V105H259ZM37 105V106H36ZM48 105V106H47ZM54 105H55V107H54ZM116 105V106H115ZM133 105V106H134ZM193 105H195L196 106V108L195 107H193ZM198 105V106H197ZM216 105V106H215ZM230 107H229V106ZM249 105V106H248ZM252 105V106H251ZM262 105V106H261ZM55 108H53V107ZM138 106V107H137ZM140 106V107H139ZM170 106H173V107H170ZM177 107L178 108V110L176 111V108L175 107ZM182 106H183V109H182ZM207 106V107H206ZM209 106H210V108H209ZM215 106V107H214ZM223 106V107H222ZM224 106H225V108H224ZM234 106V107H233ZM240 106V107H239ZM242 106L243 107H245V108H242ZM5 107H6V111H5ZM8 107V108H7ZM31 107V108H30ZM65 107H66V105H65ZM170 107V109H168ZM190 107V108H189ZM217 107V108H216ZM220 107H222V108H220ZM226 107H228V108H226ZM239 107V108H238ZM250 107V108H249ZM251 107H252V109H251ZM43 109V111H42V109ZM45 108V109H44ZM50 108V109H49ZM67 108V107H66ZM79 108V112H80V114L83 116V117H86L85 116V113H84V111L80 108V107H78ZM98 108V107H97ZM141 108V109H140ZM153 108V109H152ZM171 108H175V109H171ZM216 108V109H215ZM233 108V109H232ZM238 108V109H237ZM9 109V110H8ZM39 109V110H38ZM41 109V110H40ZM61 109H64V110H62L61 111ZM166 109V110H165ZM197 109H199V110H197ZM209 109L211 110V111H209ZM222 109H223V112H222ZM225 109H227V110H225ZM230 109H232L231 111H230ZM236 109V111L234 112V110ZM240 109H243V110H240ZM251 110V111H249V110ZM32 110V111H31ZM35 110V111H34ZM38 110V111H37ZM49 110H50V112H49ZM53 110V111H52ZM118 110V111H119ZM139 110V111H138ZM165 110V111H164ZM197 110V111H196ZM206 110V111H205ZM219 110V111H218ZM37 111V112H36ZM40 111V112H39ZM49 113H48V112ZM113 111V112H112ZM129 111H131V112H129ZM149 111V112H148ZM171 111H172V113H171ZM180 111V112H179ZM217 111H218V113H217ZM230 111V112H229ZM245 111V113H243ZM247 111H248V113H247ZM35 112V113H34ZM68 112V113H67ZM101 112V113H100ZM122 112H123V115H122ZM166 112H167V114H166ZM221 114H220V113ZM250 112V113H249ZM32 113V114H31ZM56 113H58V115L56 114ZM60 113V114H59ZM63 113H64V115H63ZM66 113V114H65ZM124 113H126V114H128L127 116L124 114ZM170 113V114H169ZM179 113V114H178ZM181 113H184L183 115L181 114ZM188 113V114H187ZM211 113V114H210ZM214 113V114H213ZM229 113H230V115H229ZM234 113H235V115H234ZM242 113L243 115H240V114ZM47 114V115H46ZM51 114V115H50ZM53 114V115H52ZM98 114V115H97ZM120 114V115H119ZM151 114H152V116H151ZM167 116H166V115ZM168 114L169 115H171V116H173V117H168ZM177 114V115H176ZM209 114L211 115V116H209ZM213 114V115H212ZM227 114V115H226ZM233 114V115H232ZM239 114V115H238ZM251 114V115H250ZM253 114V115H252ZM61 115H63L62 117H64L65 115H66V117H64V118H62L61 117ZM105 115V116H104ZM143 115V116H142ZM162 115V116H161ZM164 115V116H163ZM180 115H182L181 117H180ZM185 115V116H184ZM206 115V116H205ZM222 115H223V117H222ZM245 115L247 116V115H250V116H252V118L251 117H249V116H247V117H245ZM32 116L34 117V118H32ZM40 116H42V117H40ZM57 116H60V117H57ZM100 116H102L101 118H98V117H100ZM116 116V117H115ZM137 116H139V118L137 117ZM142 116V117H141ZM144 116H145V118H144ZM146 116H147V122H146V124H145V126H144V124H143V122H141V121H144L145 119H146ZM177 116V117H176ZM183 116H184V119H183ZM186 116H187V118H189L188 120H189V123L187 122V123H185V125H184V121L187 119L186 118ZM213 116V117H212ZM217 117V119H216V117ZM224 116H225V118H224ZM233 116H234V118H233ZM241 116V117H240ZM49 117V118H48ZM51 117V118H50ZM67 117H68V119H67ZM103 117L105 118L104 120H103ZM113 119H115V120H113L114 122H113V125H112V118ZM115 117V118H114ZM158 117V118H157ZM168 117V118H167ZM195 117H197V118H195ZM237 117H239V121H238V119H236ZM244 117V118H243ZM39 118V119H38ZM53 118V119H52ZM56 118V119H55ZM59 118V119H58ZM75 118H76V120H75ZM106 118L108 119V121L106 120ZM119 118V119H118ZM126 118H128V119H130L131 121H133V123L134 122H141V123H139V124H134L135 125V129H136V126H137V129H140L142 126H144V127H142L141 129L142 130H144V131H142L141 129V132L142 133H140V135H139V139H137L136 137H134V131H136L134 128L133 129H130V126L133 124H130L131 122H129ZM177 118V119H176ZM200 118V119H199ZM209 118V119H208ZM212 118V119H211ZM213 118L214 119H216V120H213ZM220 118V119H219ZM34 119V120H33ZM38 119V120H37ZM49 119H50V122H49ZM67 119V120H66ZM71 119H73L72 121H71ZM124 119V120H123ZM143 119V120H142ZM157 119H161V122H162V120L163 119H166V121H167V119H170V120H168L169 122H170V124H171V126L170 125H168L169 124V122L168 123H166V121L165 120H163V124H161V122H159ZM173 119H175V121L173 120ZM204 119V120H203ZM225 119H227V120H225ZM231 119V120H230ZM241 119H242V121H241ZM246 119V120H245ZM249 119H251V120H249ZM33 120V121H32ZM43 120H44V123H42L43 122ZM51 120H53V121H51ZM63 120V121H62ZM66 120V121H65ZM180 120H182V122H183V125L181 124V126H182V129H181V127H179L178 125V127L175 125V124H178V122L179 123H181L180 122ZM208 120H211L212 121V123L213 122H215V121H217V122H215V123H213V127H212V123H211V125L209 124L210 122L208 121ZM234 122H233V121ZM249 120V121H248ZM25 121V120H24ZM35 121V122H34ZM65 121V122H64ZM70 121V122H69ZM101 121V120H100ZM105 121V122H104ZM109 122V121H111V122H109V124L111 123V127L113 128V130H117L116 131V133H118V134H116L113 130H110V132H111V134H108L109 133V130H108V132L106 133V132H102L104 129V131H107V129H106V126H107V122ZM119 121V122H118ZM174 121V122H173ZM194 121V122H193ZM228 121V122H227ZM239 122V123H237V122ZM248 121V122H247ZM254 123H253V122ZM49 124H48V123ZM52 122V123H51ZM55 122H57V124L55 123ZM60 122V123H59ZM77 122V124H75ZM81 122V123H80ZM121 122V123H120ZM130 124V126H129V124ZM150 122V123H149ZM167 124H165V123ZM222 122H223V124H222ZM232 122V123H231ZM244 122V123H243ZM250 122V123H249ZM58 123H59V125H58ZM62 123V124H61ZM63 123H64V125H68V126H64L63 125ZM101 123V122H100ZM105 123H106V125H105ZM172 123H173V125H172ZM205 123V124H204ZM219 123V124H218ZM46 124V125H45ZM79 124H81V125H79ZM109 124H108V126H109ZM118 124H121V126L120 125H118ZM124 124V125H123ZM227 125L226 126V128H227V130L225 131V129L226 128H223L221 125ZM231 124V125H230ZM234 124V125H233ZM237 124V125H236ZM239 124V125H238ZM43 125V126H42ZM53 125V126H52ZM56 125V126H55ZM57 125H58V127H57ZM73 125V126H72ZM134 125H132V127L134 126ZM164 125H166V127H164ZM186 125H187V127H186ZM189 125V126H188ZM203 125H205L204 127H203ZM229 125V126H228ZM235 126L236 125V129H238L237 127H239V129H241L242 128V125H243V128L241 129V132H239V129L237 130V132L239 133V135H238V133L237 132H235L236 130L234 129V127L233 126ZM249 125V126H248ZM42 126V127H41ZM50 126V127H49ZM52 126V127H51ZM60 126V127H59ZM75 126H78L77 128L75 127ZM168 126H169V128H170V130H171V132H169V130L167 131V129H169L168 128ZM197 128H196V127ZM232 126V128H229V127H231ZM241 126V127H240ZM246 126V127H245ZM43 127H48L47 128V130L48 131H46V129H45V131H44V128ZM73 127V128H72ZM80 127V128H79ZM111 127H109V128H111ZM114 127H116V128H114ZM118 127H119V129H118ZM131 127V128H132ZM160 129H159V128ZM172 127H176L177 129H178V131H174V128H172ZM184 127V128H183ZM186 127V128H185ZM192 129H191V128ZM195 127V128H194ZM200 127H202V129L200 128ZM208 127H212V129H210V128H208ZM251 127V128H250ZM53 128V129H52ZM60 128V129H59ZM64 128V129H63ZM80 130H79V129ZM84 128V129H83ZM92 128H93V126H92ZM104 128V129H103ZM120 128H122V129H120ZM145 128V129H144ZM154 128H156V129H154ZM172 128V129H171ZM175 128V129H176ZM204 128V129H203ZM206 128V129H205ZM220 128H221V131H220ZM74 129V130H73ZM101 129H103L102 131H101ZM130 129V130H129ZM165 131H164V130ZM181 129V130H180ZM184 129V130H183ZM185 129L187 130V131H185ZM192 131H190V130ZM217 129V130H216ZM244 129L246 130V131H244ZM63 130V132H61ZM70 130L72 131V132H70ZM76 130V131H75ZM82 130H84V131H82ZM123 130V131H122ZM125 130V131H124ZM156 130V131H155ZM162 130L166 133V135L168 136H164V134L162 133ZM195 130H196V132H195ZM243 130V131H242ZM38 131V130H37ZM37 131L36 130H34L33 131V134L35 135L36 133H37ZM54 131V132H53ZM55 131H57V132H55ZM66 131V135H63V134H65L64 132ZM68 131L70 132V133H68ZM78 131V132H77ZM82 131V132H81ZM114 133H113V132ZM129 131V132H128ZM131 131V132H130ZM151 132V133H149V132ZM153 131H154V134L155 135H153ZM159 131H160V133H162V134H160L159 133ZM179 131H180V133H179ZM183 131V132H182ZM199 131L201 132V133H199ZM207 131V132H206ZM210 131V132H209ZM214 131V132H213ZM216 131V132H215ZM233 131L234 133H231V132ZM32 132V131H31ZM36 132V133H35ZM53 132V133H52ZM75 132V133H74ZM84 132V133H83ZM148 132V133H147ZM198 132V135L196 136V133ZM218 132V133H217ZM226 132V133H225ZM243 132L245 133V134H243ZM37 133V134H38ZM63 133V134H62ZM68 133V134H67ZM72 133L74 134V135H72ZM78 133V134H77ZM121 133V134H120ZM125 135H124V134ZM128 133V134H127ZM148 134L149 136H146V134L145 135H142V134ZM170 133H173V134H171L170 135ZM177 133V134H176ZM183 133H185V134H183ZM190 135H189V134ZM211 133H214V134H211ZM224 135H223V134ZM235 133H237L236 135H235ZM58 134V135H57ZM61 134H62V136H61ZM71 134V135H70ZM77 134V135H76ZM82 134V135H81ZM85 134V135H84ZM108 134V135H107ZM158 134V135H157ZM175 134V135H174ZM193 134V135H192ZM218 134H221V136L220 135H218ZM230 134H231V136L233 137L232 139H231V137H230ZM241 134H242V136H241ZM55 135L57 136V137H55ZM131 135V136H130ZM170 135V136H169ZM172 135H174V136H172ZM181 135V136H180ZM185 135V136H184ZM201 135V136H200ZM211 135V136H210ZM245 135V136H244ZM60 136V137H59ZM66 136H67V138H66ZM73 138H72V137ZM81 136H84V137H81ZM142 136V137H141ZM144 136H146V137H144ZM155 136H156V138H155ZM177 136V137H176ZM194 136V137H193ZM211 138H210V137ZM214 136V137H213ZM236 136V137H235ZM65 137V138H64ZM75 137H77V138H75ZM113 139H112V138ZM148 137V138H147ZM161 137H163L162 138V140L165 138V142H168V144L167 143H165L164 141H163V143H162V140H161ZM170 137H171V139H170ZM175 139H174V138ZM200 137V138H199ZM206 137V138H205ZM229 137H230V140H233V141H229ZM235 137V138H234ZM46 138H49V139H46ZM56 138V139H55ZM62 140V142H61V140ZM102 137L100 136V140L101 141H103V142H105L104 140H103V138L101 139ZM130 138V139H129ZM143 138H144V140H143ZM169 138V139H168ZM199 138V139H198ZM207 138H208V140H207ZM219 138V139H218ZM52 139V140H51ZM59 139V140H58ZM63 139H64V141H63ZM71 139V140H70ZM120 139V140H119ZM128 139V140H127ZM132 139V140H131ZM158 139V140H157ZM160 139V140H159ZM211 139V140H210ZM212 139H213V142H212ZM216 139V140H215ZM226 139V140H225ZM235 139H237L236 141L239 143L238 145H236V144H234V140ZM238 139H241V140H238ZM48 140V141H47ZM74 140V141H73ZM85 140H87V141H85ZM122 140V141H121ZM123 140H124V142H123ZM131 140V141H130ZM146 140H148L147 142L149 143L150 142V146H151V142L152 141H154V142H152V143H155V141H156V143H157V141H159L158 143H159V145H158V143L157 144H154V145H152L151 146V148H150V146H149V144H147L148 145V147H146V148H144L143 146H144V144L143 143H146ZM177 140V141H176ZM185 140V141H184ZM198 140H199V142H198ZM243 140V141H244ZM60 141V142H59ZM67 141L69 142V144L67 145ZM70 141H71V143H70ZM127 143H126V142ZM140 141H141V144H140ZM195 141V142H194ZM204 141V142H203ZM211 141V142H210ZM217 141V142H216ZM220 141V142H219ZM223 141V143L221 144V142ZM225 141V142H224ZM227 141V142H226ZM235 141V142H236ZM33 142V141H32ZM49 142V143H48ZM54 142V143H53ZM82 142V145H85V146H82L80 143ZM130 142V143H129ZM143 142V143H142ZM190 142V143H189ZM209 142V143H208ZM218 143V144H216V143ZM232 142H233V144H232ZM58 143V144H57ZM63 143V144H62ZM66 143V144H65ZM77 143V144H76ZM85 143V144H84ZM122 143V144H121ZM185 143V144H184ZM214 145H213V144ZM229 143V144H228ZM79 144V145H78ZM125 144H126V146H127V144L128 145H130L129 147H128V149L129 148H131V146H132V151L129 149V151L131 152H129L128 153V150H127V148H126V146H125ZM143 144V145H142ZM194 144H195V147H194ZM197 144V145H196ZM204 144V145H203ZM219 144H221V145H219ZM65 145H67L66 147H65ZM74 145H76V146H74ZM104 145H107L106 143L104 144ZM156 145V146H155ZM158 145V146H157ZM167 145V146H166ZM181 145V146H180ZM203 147H202V146ZM223 145V146H222ZM226 145H227V147H226ZM50 146H51V149H50ZM69 146V147H68ZM81 146V147H80ZM125 146V147H124ZM146 146V145H145ZM159 146H161L162 148H160ZM185 146V147H184ZM188 146H189V148H188ZM218 146V147H217ZM221 146V147H220ZM239 146V147H238ZM49 147V148H48ZM61 147H63V149L61 148ZM118 147V148H117ZM120 147V148H119ZM124 147V148H123ZM155 147V148H154ZM173 147V148H172ZM205 147H208V149H206ZM213 147V148H212ZM215 147V148H214ZM238 147V148H237ZM37 148H35V150H37ZM47 148V149H46ZM55 148V149H54ZM61 148V149H60ZM75 152L76 150V152L75 153H72V152H69V150H71V149ZM126 148V149H125ZM144 148V149H143ZM159 149V151L157 150V149ZM166 148V149H165ZM179 148V149H178ZM188 148V149H187ZM201 148V149H200ZM209 148H211V149H209ZM217 148V149H216ZM236 148V149H235ZM58 151H57V150ZM80 149V150H79ZM82 149V150H81ZM85 149H86V153H85ZM91 149H93L92 151H91ZM124 149V150H123ZM145 149H150L149 150V152L150 153H148L147 154V152H148V150H146V152H144V150ZM169 149H170V151H169ZM191 149V150H190ZM196 149V150H195ZM224 149V150H223ZM231 149H232V151L233 152H231ZM33 150V149H32ZM39 150V149H38ZM52 150H54V151H52ZM84 150V151H83ZM103 150V151H104ZM138 150V153L136 154V151ZM177 150V151H176ZM199 150V151H198ZM206 150H208V154L206 153L207 151ZM214 150H215V152H214ZM231 152V153H229V151ZM237 150V151H236ZM239 150V151H238ZM49 151H52V152H48ZM66 151V152H65ZM79 151V152H78ZM83 151V152H82ZM135 151V152H134ZM179 151V152H178ZM184 151H186V152H184ZM202 151L203 152H205V153H202ZM220 153H219V152ZM226 152V153H221V152ZM33 152V151H32ZM61 152H64V153H61ZM77 152H78V154H77ZM122 152H123V154H122ZM161 152V153H160ZM163 152H164V155H163ZM168 152V153H167ZM211 152V153H210ZM237 152V153H236ZM46 153H48V154H46ZM55 155H54V154ZM69 153V154H68ZM70 153H72V155L70 154ZM87 153H89L88 155H87ZM125 153V154H124ZM128 153V154H127ZM184 154V155H182V154ZM193 153H195V154H193ZM217 153V154H216ZM228 153V154H227ZM80 154V155H79ZM108 154V155H107ZM129 154H130V156H132V157H130L129 156ZM132 154V155H131ZM153 154H155V153H153ZM157 154V153H156ZM198 155L197 156V158H194L195 157V155ZM215 154V155H214ZM218 154H220V155H218ZM225 154V155H224ZM33 155V154H32ZM45 156V157H43V156ZM47 155L49 156V158H50V160L48 161V162H46L47 161V159H49L48 157H47ZM52 155V156H51ZM68 157H73V155H75L74 156V158L75 159H71V160H68L67 158V156ZM82 155V156H81ZM92 155V156H91ZM194 155V156H193ZM203 155V156H202ZM209 155V156H208ZM223 155V156H222ZM228 155V156H227ZM80 156H81V158H80ZM84 156V157H83ZM143 156V155H142ZM142 156H141V160L143 159V160H146V162H148V160L147 159H145V158H142ZM146 156V157H147ZM166 156V157H165ZM168 156V157H167ZM184 156H186V157H184ZM188 156H189V158H188ZM215 156V157H214ZM225 156H226V158H225ZM234 156L236 157V158H234ZM79 157V158H78ZM94 157V158H93ZM102 157V158H101ZM125 157V158H124ZM149 157V156H148ZM153 157H156L155 155L153 156ZM218 158L219 157V159H216L215 160V158ZM232 157V158H231ZM56 158H58L59 159V161H56L55 159ZM137 158H139L138 156L136 157V161L138 160ZM166 158V159H165ZM186 158H187V160H186ZM193 158H194V160H193ZM209 158V159H208ZM229 158V159H228ZM233 158L235 159V161L233 160ZM70 159V158H69ZM79 159V160H78ZM124 159V160H123ZM156 159H157V157H156ZM174 159H176V160H174ZM207 159V160H206ZM223 160V162H222V160ZM225 159V160H224ZM31 163L33 162V161H31L32 159H28ZM94 160V161H93ZM100 160V161H99ZM128 160V159H127ZM140 160V159H139ZM140 160V161H141ZM143 160H142V162H143ZM201 160H205L206 162H201ZM217 160H218V162H217ZM230 160H232V161H230ZM67 161H71L73 164H71V167L72 168H74V169H72L71 167V170H70V168H69V166L70 165H68V164H70V162H67ZM78 161V162H77ZM97 161L101 164V166H100V164L99 163H97ZM151 161V162H150ZM155 161V160H154ZM167 161H168V164H167ZM193 161V162H192ZM197 161V162H196ZM49 162H50V166L48 165L49 164ZM66 162V163H65ZM75 162V163H74ZM104 162V163H103ZM134 163H135V161H133ZM132 162V163H133ZM196 162V163H195ZM219 163V164H217V163ZM224 162H227V163H224ZM236 164H235V163ZM59 163V164H58ZM79 163V164H78ZM99 165H97V164ZM131 163V164H132ZM137 163V162H136ZM139 163V162H138ZM151 163V164H150ZM173 163V164H172ZM182 163H184V164H182ZM188 163V164H187ZM200 163V164H199ZM202 163L204 164L203 165V168H202ZM207 163V164H206ZM211 163H212V165H211ZM215 163H216V166H215ZM222 163V164H221ZM229 163V164H228ZM233 163H234V165H233ZM81 164L84 166L85 164L87 165V167H86V165L84 166V167H82L81 166ZM90 164V165H89ZM95 164V165H94ZM130 164V163H129ZM141 164V163H140ZM170 164V165H169ZM183 166H182V165ZM192 164V165H191ZM197 164H199V165H201V166H199L198 165V168H195L196 167V165ZM221 164V165H220ZM223 164H226V165H223ZM228 164V165H227ZM54 165H60V166H54ZM67 165V166H66ZM118 165H120V166H118ZM158 165V164H157ZM165 165L167 166V168H165ZM186 165H187V167H186ZM211 165V166H210ZM214 165V166H213ZM233 165V166H232ZM49 166V167H48ZM53 166V167H52ZM75 166V167H74ZM91 166H95V167H91ZM210 166V168L209 169H211V170H209L208 169V167ZM221 166V167H220ZM224 166H225V169H224ZM48 169H47V168ZM57 167V168H56ZM60 167V168H59ZM98 167V168H97ZM108 167V168H107ZM178 167V168H177ZM230 167L232 168L233 167V169H234V173H233V169L232 170H230ZM51 168V169H50ZM62 168V170L60 171V169ZM77 170H76V169ZM80 169V171H79V169ZM96 168H97V170H96ZM101 168H104V170H106V173H105V171L103 170V169H101ZM123 168V169H122ZM160 168H162L163 170H161V172L158 170V169H160ZM170 168V169H169ZM203 170V172H201L202 174H203V177H205L204 176V174H206V177H208L207 179H206V177H205V179L204 178H201V176H202V174L201 173H199L198 171H200L201 169ZM219 168V169H218ZM227 168L229 169V171L227 170ZM67 169V170H66ZM68 169H69V171H68ZM82 169H84V170H86L87 171V173L89 172V174L87 175V173L86 172H84V170H82ZM166 169V170H165ZM190 169V170H189ZM199 169V170H198ZM213 169V170H212ZM53 170L55 171V173L53 172ZM57 170V171H56ZM73 170V171H72ZM184 170V171H183ZM196 170H198L197 172H196ZM79 171V172H78ZM104 171V172H103ZM173 171V172H172ZM187 171V172H186ZM209 171V172H208ZM212 171V172H211ZM242 172H244L243 170H241ZM76 172V173H75ZM90 172H91V174H90ZM126 172V173H125ZM217 172V173H216ZM233 174H232V173ZM42 173H44V172H42ZM78 173V174H77ZM86 173V174H85ZM94 173V174H93ZM98 173V174H97ZM101 173V174H100ZM183 173H184V176H183ZM187 173V174H186ZM196 173V174H195ZM211 173V174H210ZM214 173V174H213ZM82 174V175H81ZM84 174V175H83ZM103 174V175H102ZM123 174V175H122ZM186 174V175H185ZM197 174H200L201 176H199V175H197ZM233 176H232V175ZM45 175V174H44ZM56 175V176H55ZM68 175V176H67ZM80 175L82 176V178H80ZM91 177H90V176ZM105 175V176H104ZM192 175V176H191ZM209 175V176H208ZM211 175V176H210ZM212 175H213V178H212ZM59 176V177H58ZM70 176V177H69ZM83 176H85V178L83 177ZM95 176V177H94ZM104 176V177H103ZM123 176V177H122ZM126 176H127V178L129 179L130 178V182L131 183H133L132 185H130V186H132V188L131 187H129L128 185H127V188L126 189H128V191H129V194H128V196L127 195H125V194H127L128 193V191L125 189V185L123 186V187H121V188H119V186H122L124 183L125 184H129V181L126 179ZM190 176V177H189ZM236 176H234V177H236ZM61 177V178H60ZM75 177H76V179H75ZM78 177V178H77ZM87 177V178H86ZM88 177H90V178H92V180H91V182H89V179H88ZM172 177V178H171ZM185 177V178H184ZM211 177V178H210ZM216 177V178H215ZM238 177V176H237ZM58 178H60L59 180H58ZM63 178V179H62ZM67 178V179H66ZM73 179V180H71V179ZM189 178H190V180H189ZM195 179V180H193V179ZM65 179V180H64ZM81 181H80V180ZM82 179H83V182H82ZM84 179H86V180H84ZM98 179L101 181H98ZM123 179L126 181V182H124V183H122L123 182ZM176 179V180H175ZM191 179H192V181H193V186L195 185V188L192 186L191 187V185H192V181H191ZM199 179V180H198ZM204 179V180H203ZM209 179H211V180H209ZM213 179V180H212ZM215 179H217V180H215ZM122 180V181H121ZM197 180V181H196ZM236 180H237V178H236ZM236 180H235V178H234V181L236 182ZM117 181V182H116ZM128 181V182H127ZM180 181V182H179ZM182 181V182H181ZM190 181V182H189ZM210 181H212V182H210ZM219 181V182H218ZM60 182V181H59ZM64 182H62V183H56V188L58 187V185H60V188H57V191L53 188V190H55L54 192H53V190H52V192H51V194L50 195H52V196H54V197H56L54 200H59V198L61 199V196L63 195L62 193H65L68 197H69V195L70 194H73V193H70V194H67L68 192H70V190L68 191V189L69 188H65V190H61V185L63 186V183ZM68 182H67V184H68ZM73 182V183H72ZM106 182H108V183H106ZM194 182H196V183H194ZM215 182H217V183H215ZM223 182V183H222ZM66 183V182H65ZM65 183H64V187H68V185L67 186H65ZM72 183V184H71ZM79 183V184H78ZM103 183V184H102ZM171 183V184H170ZM187 183V184H186ZM190 183V184H189ZM198 183V184H197ZM204 183V184H203ZM209 183V184H208ZM233 183V182H232ZM82 184V185H83ZM85 184L83 185V186H81L80 188H82V187H84L85 186ZM116 184V185H115ZM170 184V185H169ZM212 184H214V185H212ZM219 184H220V186H219ZM245 184H246V181H245V178H241L240 179V182H239V186L242 188V187H244L245 186ZM91 185H90V187H91ZM209 185V186H208ZM114 186H117L118 188H116V187H114ZM189 186L191 187V188H189ZM213 186V187H212ZM103 187H105L104 189H103ZM113 187V188H112ZM189 189H188V188ZM97 188V189H96ZM100 188V189H99ZM115 188V190H114V192H113V189ZM135 188V189H134ZM217 188V189H218ZM61 190V191H59V190ZM62 189H63V187H62ZM78 189V188H77ZM121 189H125L126 191L125 192H127V193H123L124 192V190H122V191H119V190H121ZM139 189V190H138ZM191 189V190H190ZM194 189V190H193ZM245 189H247V188H245ZM66 190H67V192H66ZM71 190V191H72ZM79 190V189H78ZM103 190V191H102ZM116 190H118V191H116ZM134 190V191H133ZM182 190V191H183ZM80 191V190H79ZM105 191V192H104ZM249 191V190H248ZM247 191V192H248ZM59 192V193H58ZM60 192H62V193H60ZM113 192V193H112ZM107 193V194H106ZM118 193V194H117ZM262 193H264V191H262ZM111 194V195H110ZM57 195L59 196V195H61L60 197H57ZM82 195V194H81ZM109 195V196H108ZM246 195V194H245ZM51 196V197H52ZM72 196V195H71ZM75 196H78V194L77 195H75ZM120 196H121V198H120ZM129 198V201H128V199L126 198ZM53 197V198H54ZM62 197H64V198H62V199H64V202H66V196H62ZM66 197V198H65ZM52 198V199H53ZM113 198V199H112ZM66 199V200H65ZM119 199H121V200H123V201H125V203L126 202H129V203H126V205H125V207L123 206L125 203L122 201L121 202V200H119ZM131 199V200H130ZM132 199H134L133 200V202H132V204H131V201H132ZM136 199H137V202H136ZM54 200H52L53 202H52V204H54L55 203V201ZM119 200V201H118ZM139 200V201H138ZM38 201V200H37ZM37 201H34V203H30V205H28V204H25V205H23L24 207H26L27 205L28 206H32L33 207V209H32V207H26V208H24L23 209V206H21V211H20V213H21V216H22V218H21V220L23 221H26V222H28V221H30V219L31 218H34V217H36V218H34L36 221L38 220L39 221V219H41L39 222H42V220L44 221V220H47L46 218H49L50 219V217H49V215L51 216V217H53V218H51V219H53V220H56L55 222H57V223H59V222H61V220H63V222H61L60 224H61V226H63V227H61V228H65L67 225H66V221L67 222H69V223H71V220L73 221V219H70V218H75V219H77L76 217H78V219H80V221H82V219H84V221H85V218H86V216H87V219L88 220H90V218L92 219V217H93V219L91 220V221H94L95 219V217L92 215V214H90L89 213V216H90V218H88L89 216H88V214H86L87 213V211H86V209H84V211H77L78 209H76L77 208V206H76V208H75V211H74V213H73V211L72 210H74L73 209V207L71 208V215H73L72 217L70 216V218L69 217H67L66 216V218L67 219H70V220H67L66 218H64L65 217V213L63 212V210L66 208V210H68L67 209V207H65V206H63L62 204V202H63V200H62V204L59 206V204H54V207L55 206H59L60 208H59V210L61 211V208H63V207H65V208H63V210L61 211V212H59V210H58V207L56 208H54L53 207V205L52 204H50V205H42L40 202H38L39 203V209H38V206H37ZM114 201V202H113ZM59 202H60V200H59ZM140 202V203H139ZM109 203V204H108ZM124 203V204H123ZM65 204V203H64ZM99 204V203H98ZM113 204V205H112ZM120 204L122 205L121 207H120ZM128 204V205H127ZM139 204H141V206H139ZM100 205V204H99ZM109 205H111V206H109ZM117 206L116 208H113V207H115V206ZM137 206V207H141V208H137L136 207V209L138 210V211H141L140 212V215L138 214V211L137 210H135V207L134 206ZM42 206V207H41ZM73 206H75V205H73ZM113 206V207H112ZM133 206V207H132ZM41 207V208H40ZM47 207V208H46ZM53 207V208H52ZM70 207V206H69ZM108 207V209L109 210H107L106 208ZM110 207V208H109ZM127 207V208H126ZM28 208H30V209H28ZM46 209V213H44V210ZM78 208H79V206H78ZM111 208H113V210L111 209ZM117 208H119L120 210H118ZM156 208V209H155ZM48 209V210H47ZM54 209H56V211L54 210ZM79 209H83V207H81V208H79ZM118 211V213L117 212H115L116 210ZM121 209H124V210H121ZM140 209V210H139ZM31 210V211H30ZM33 210V211H32ZM34 210H36V211H34ZM127 210V211H126ZM29 211V212H28ZM39 211L40 212H42V213H39ZM48 211V212H47ZM86 211V212H85ZM126 211V212H125ZM137 211V212H136ZM144 211V212H143ZM32 212V213H31ZM52 212V213H51ZM57 212H59V214L57 213ZM66 212V211H65ZM69 214H70V211H67ZM77 212V213H76ZM79 212H82V214L84 215V217H82L83 215H80V213ZM123 212V213H122ZM41 215V217L38 215ZM55 213V214H54ZM60 213H61V215L63 216H61L60 215ZM67 213V214H68ZM127 213V214H126ZM137 213V214H136ZM38 215V216H35V215ZM45 214V215H44ZM47 214H48V216H47ZM52 214V215H51ZM124 214V215H123ZM54 215V216H53ZM56 215V216H55ZM60 215V216H59ZM76 215V216H75ZM92 215V216H91ZM132 215V216H131ZM145 216V218L143 217V216ZM23 216H24V218H23ZM46 216V217H45ZM57 216L59 217V218H57ZM123 216V217H122ZM138 216V217H137ZM140 216H142V219H141V217ZM38 217V218H37ZM45 217V219H43ZM117 217V216H116ZM121 217L123 218V219H121ZM137 217V218H136ZM148 217V218H147ZM29 218V219H28ZM64 218V219H63ZM28 219V220H27ZM34 219H31V221H33V222H36ZM48 219V220H49ZM50 219V220H51ZM59 219V220H58ZM65 219H66V221H65ZM77 219V220H78ZM138 219V220H137ZM140 219H141V221H140ZM149 219V220H148ZM163 219V220H162ZM59 222H58V221ZM124 220V221H123ZM126 220V221H125ZM143 220V221H142ZM160 220V221H159ZM30 221V222H31ZM37 221V222H38ZM79 221V220H78ZM77 221V222H78ZM79 221V222H80ZM87 221V220H86ZM132 221V222H131ZM140 222V225H139V223L138 222ZM157 221V222H156ZM33 222H31V224H33ZM44 222H46V221H44ZM123 222V223H122ZM131 222V223H130ZM138 223V225L137 226H135L137 223ZM143 222V224H141ZM145 222V223H144ZM146 222H148V223H146ZM152 222V223H151ZM25 223V222H24ZM63 223L65 224V225H63ZM73 223H74V221H73ZM136 223V224H135ZM153 223H154V225H153ZM157 223H159V224H157ZM28 224H29V222H28ZM31 224H29V226L31 225ZM68 224V223H67ZM150 224V225H149ZM142 225H145V226H142ZM134 226V227H133ZM138 226H139V228H140V231L138 230L139 228H138ZM140 226H142V228L140 227ZM150 226V227H149ZM143 227H145V228H143ZM131 229V230H130ZM135 231H134V230ZM142 229V230H141ZM148 229H149V231H148ZM124 230V231H123ZM128 230H130V231H128ZM132 231V232H131ZM129 232H130V234H129ZM133 232H135V235H134V233ZM138 232V233H137ZM140 232V233H139ZM141 232H143V234L141 233ZM127 234H128V236H127ZM142 234V235H141ZM148 234V235H147ZM133 235H134V237H133ZM146 235V236H145ZM143 236V237H142ZM149 236V237H148ZM138 237H140V238H138Z\"/></svg>","mask_w":264,"mask_h":264},{"label":"clouds","instance_id":"clouds-1","mask_svg":"<svg viewBox=\"0 0 264 264\" xmlns=\"http://www.w3.org/2000/svg\"><path fill=\"white\" fill-rule=\"evenodd\" d=\"M264 24V12L248 11L239 4L219 13L209 24V36L215 42L216 59H226L233 47L238 50L249 41L252 29Z\"/></svg>","mask_w":264,"mask_h":264}]
</instances>
